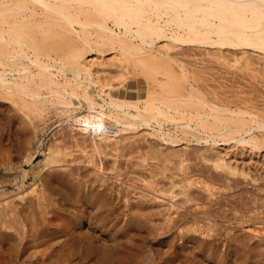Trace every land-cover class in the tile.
Wrapping results in <instances>:
<instances>
[{"label": "rangeland", "instance_id": "1", "mask_svg": "<svg viewBox=\"0 0 264 264\" xmlns=\"http://www.w3.org/2000/svg\"><path fill=\"white\" fill-rule=\"evenodd\" d=\"M80 16H81V18H80ZM76 18V19H75ZM78 18H80V19H82V20H84V16L83 15H79V16H73V18L72 19H74V20H72V21H74L73 23H74V26L75 27H73V26H71V27H69L70 26V24L69 23H66V21H64L63 20V22L65 23H63V24H61L62 23V20L59 22V23H57V22H53V23H51V25H47V26H45V27H43V31H41V30H39V29H34V31L33 32H30V35H29V33L28 34H25L24 36H23V38L22 39H24V38H26V39H24L26 42H27V45H25L26 47H24V48H28V49H26V50H28L27 52H29V53H32V52H36V50H37V54L39 53V51L41 52V50H42V53H39L38 55H39V58L41 57L42 58V60L43 61H46V62H51V63H54V64H59V65H64V66H67V67H69L70 69L72 68H74V69H78V66L77 65H75L74 64V62H72V61H70V59L72 60V56H76V58H78V56H80L79 58L81 59L82 57H84V56H87V58L89 59V60H93V62H96L97 64H100L101 62H100V59L101 58H104L105 59V65H107V66H105L106 67V74L105 75H108V76H110L111 78H115V81L117 80L116 78L118 77V75H120V74H124L125 75V77H127L128 78V80H131L132 79V81H135L136 79L137 80H140V82H142L143 83V85L144 86H147L146 85V83L148 84V87H146L147 88V94H146V92L144 91V90H138L136 93H130L129 94V96L128 97H130V98H128V100H129V104H135V105H138V104H144V102L145 103H148L149 101L150 102H154V103H156V104H159V103H161L162 102V100L164 101V103L166 104V105H170V104H172V105H177V106H173V107H171V109H168L169 111H167V109L165 108V110H166V113H167V116L166 117H164V119L162 120V118L160 117V118H158L157 117V119L160 121L161 120V122H163V124H164V127H165V131L167 132V133H171L170 135H171V138H172V140L173 141H175L176 143H179V145L177 146V147H175V149H173V148H171L170 146H165L164 148H166L168 151H170V152H168L167 150H165L166 151V154H167V157H168V153H170L171 155H170V157H171V160H173L172 162L170 161V160H166L167 162L166 163H168L167 165L170 167V169H169V167H167V165H166V163L165 162H162V165H160L159 164V162L158 161H154V160H151V162L150 161H148L147 163H144L143 162V159H142V157H143V155H142V157L141 156H138V155H140V154H143L144 153V144L146 143L147 144V142H148V144L150 143V142H152V140H155V139H157L158 137H157V135L155 134V130H159L160 128L156 125V124H153L151 127H142L141 129H139L137 132L136 131H130L129 132V130L128 131H123L122 133L120 132V133H117V134H115V135H113V137H101L100 136V133L102 132V130L100 129V128H98V127H100L99 125H95V124H92V121L94 120V121H96L97 119H99V117H100V115L97 113V112H100L101 111V108H100V106L99 107H92L90 104H84L85 103V101H83V99H82V96L81 95H79V96H77L78 98H80V99H78L77 100V98H74V97H72V99H70L71 100V103L73 104V106H75V107H72V104H70V100H68V99H66V97L65 96H63V97H61L60 98V96H59V98H57L56 96H58L59 94L58 93H56L55 95V98H54V93H53V90H55V89H52V88H54L52 85L50 86L46 81H41V80H37L36 79V81L34 82V84H33V87H29L28 88V90L27 89H22L21 91H22V93H21V91L20 92H16V93H18V96H17V94H14V93H7L4 89H2V88H0V100L1 99H4V98H7V99H9L8 101V103H12L11 105H13L16 101H18V103L16 102V104L14 105V106H11L10 104H8L7 103V99H5V100H1V102H3V104L0 102V229H1V227H2V229L0 230V232L2 231V230H5L6 231V228H10L9 226H12V230L11 229H7V231H9V232H13V234L15 235V237H16V239L19 241L20 240V237H21V235H24V233L26 232V234H31V231L33 232V229L35 230H38L37 228H36V226H38V225H41V227L40 226H38L39 228H44V226H46L47 224V226L44 228V229H47V231H46V233L48 232V234L50 235V237L48 236V234H46V233H44L45 234V236L46 237H48L47 238V241H50V243L53 241L54 242V246L52 247L53 249L54 248H56V249H54V250H52V251H54V253H55V255H62V256H64L63 254H65L64 253V251H63V253L62 252H58L59 250L61 251V249H63V250H68V254H70L69 253V251H70V248L71 247H69L70 245H67V247H66V245H65V241L67 242V240H68V238L67 237H69L68 236V233L70 232L69 230H70V228H72V230H74L75 232H76V234H78V232H80L81 234L82 233H84V232H88L89 230V232H91V233H94L95 231V234H96V236H100L99 237V239L97 238L96 240H95V246H98V248H97V250L99 251L98 252V254L100 253V246L101 245H103V247H104V249H105V247H106V243H107V247L108 248H111V249H108L107 247V249H105V251H104V249H103V247L101 246V248L103 249H101V253H100V255L102 254L103 255V253H104V255L106 254H108L109 253V255H110V259H109V261L110 262H112L113 264H119V262L118 261H120L121 262V264H122V259H123V257H125V258H128V261H127V259H126V263L127 264H129L130 263V260L129 259H131V264H222V261H221V256H223L224 258H226V259H224L225 261H224V263L223 264H241V262H240V260H245L244 261V263L242 262V264H264V130H263V128H261L262 130H260V129H256L255 130V135H256V138H257V143L258 144H260L261 146H258V144L256 143V141L252 144V146L254 147V146H256V147H254V148H256V149H254L255 151H254V153L253 154H250L249 152H243V154H242V151H239L238 149H237V151L235 150V149H233V148H231V149H229L230 151H228V158L230 157L231 158V162L233 163V164H237L238 165V167H239V169L241 168L245 173H247V175H245V176H243V175H233V174H229L228 172L226 173V172H224L225 170H223V169H220V168H216V166L213 164V163H211V162H207V161H205V160H203V159H201V156L203 155V152L207 149V148H209V146H208V144L207 143H205V142H202V141H204V140H201L200 141V143H198V141L196 140L198 137H203V138H206L207 136H213V133H215L216 135L215 136H213L214 138H216V141H218V143H220L221 144V142L223 143L224 142V140L225 141H229V142H234L236 139H238L239 137H240V135H241V132L238 130V129H231V127L232 128H237V126H242V127H244L245 129H249V128H257V127H259V126H261V125H263L264 124V100L262 101L261 100V102H260V104L258 103L259 101H260V99L263 97L262 95H264V53H261V52H255V51H250V53H248V54H252L253 53V55H247L246 54V57L244 58L243 56V59L245 60L246 58H247V56L250 58V60H251V58H257L255 61L252 59L251 60V66H249V68L250 67H254V68H256V69H253V67H252V69L254 70L253 72H255L256 74H254L255 75V77H252L253 76V72H252V69L250 68V69H248V67L246 68V66H244L243 65V63H245V62H243V60H242V58H240L241 57V54L239 55V56H237V58L239 57V59H238V61L239 60H241L240 61V63L238 62V64L237 63H235V65H233L232 63H234V62H232V60H231V64H228V63H226V64H224L225 63V59H221V60H219V61H217L216 59V56H213L209 51L211 50L209 47L207 48V47H199L198 49H196L197 47H194L193 48V53H192V50L190 51V50H188L187 52H186V54H182V55H178V57L180 58V56H181V58H180V63L181 64H186L188 67H190V68H188L187 66H186V71L188 72V74L187 73H183L184 72V70L181 68V67H179L178 65H175L174 64V62L170 65L171 67H169V65L167 66H164L163 68H157V69H152V68H150L148 65H146V63L142 60L144 57H143V55L141 56V55H139V54H135L134 56L133 55H131V56H129V58H130V60H129V62H127V64H124L123 66H121V67H112L111 65H109V63H110V60H111V57H113L114 56V54H113V51H115V49L117 48V46L116 45H105V44H103V46L104 47H102V44H100L101 46H99V48L97 47L99 44H96V46H95V44L94 43H92V44H94L93 46L91 45V44H89V43H87L86 42V39H89V38H91L92 37V34H91V31L90 30H86V28H82L81 29V27L79 28L78 26H77V24L79 25V19ZM76 20H77V22L78 23H76ZM68 22V21H67ZM56 23V24H55ZM76 23V24H75ZM54 24V25H53ZM69 26H68V25ZM53 25V26H52ZM57 25V26H56ZM60 25H63L62 27H64L65 25H66V29H65V27H64V29L63 28H60ZM52 26V27H51ZM77 27V28H76ZM57 28V29H56ZM69 28H72V30H68ZM51 30V32H50V30ZM62 29V30H61ZM74 29H75V31H74ZM38 30V31H37ZM45 30H47V31H45ZM53 31H56V32H58V34L60 35H58L57 33V36H59V37H57L54 33H53ZM61 31H63V32H61ZM68 32V34H70L69 36H68V34H67V32ZM77 31V32H76ZM82 31V32H81ZM34 32H36V34L34 33ZM48 32V33H47ZM62 33V34H60V33ZM71 32V33H70ZM40 33H47V34H45V37H42V36H44V35H38V34H40ZM50 33V35L48 36V34ZM52 33H53V35H52ZM64 34L66 35V36H68V37H63L64 36ZM72 34V35H71ZM80 34V35H79ZM89 34H90V37H89ZM35 35H38V36H35ZM47 35V36H46ZM56 36V38H55V36ZM61 35H62V37H61ZM77 35V36H76ZM71 36V39H69V37ZM74 36L75 37H79V38H76L77 40H75V38H74ZM85 36V37H84ZM32 37V38H31ZM33 37H34V40H33ZM40 37V38H39ZM41 37H42V39H41ZM28 38V39H27ZM49 38V39H48ZM57 38H61L60 40H58ZM74 40H73V39ZM40 41H44V43L43 42H41L40 44L42 45L43 44V46L44 47H46V48H44L43 46H41V45H34V41H36L37 43L39 42V40ZM64 39V40H63ZM47 42H46V41ZM62 41V42H61ZM64 41V42H63ZM67 41V42H66ZM68 41H69V43H68ZM72 41H74L75 43L73 44L72 43ZM78 41V42H77ZM82 41H83V44H85L86 43V45L89 47V45H90V47H89V49L87 48V46H83V44H82ZM28 42H29V44H28ZM77 43V44H76ZM36 44V43H35ZM73 44V45H72ZM33 45V46H32ZM45 45H47V46H45ZM66 45V46H65ZM70 45H72V46H74V47H69ZM9 47L7 48L6 46H0V54H2V53H4V54H2L5 58L6 57H8V56H10V55H14L15 57H17L15 54H17V53H14L15 51H14V45H8ZM80 48H79V47ZM92 46V47H91ZM116 46V47H115ZM38 47V48H37ZM42 47V48H41ZM94 47V48H93ZM95 47H97V48H95ZM111 47V48H110ZM11 48L13 49V50H11ZM32 48H33V50L34 51H32ZM82 48V49H81ZM4 49H7L5 52H4ZM74 49V50H73ZM92 49V50H91ZM97 49V50H96ZM112 49H113V51H112ZM200 49H204V50H208L207 51V54L206 53H202L203 51L202 50H200ZM44 50H46V52L44 51ZM78 50V51H77ZM80 50H82V52H79ZM85 50V51H84ZM195 50H198V51H201L200 53L198 52V51H195ZM12 53H11V52ZM45 53H44V52ZM73 51V52H72ZM189 51L191 52V53H189ZM74 52H76V53H74ZM198 52V54L196 55V53ZM205 52V51H204ZM5 53H6V55H5ZM8 53V54H7ZM48 53V54H47ZM73 55H72V54ZM202 53V54H201ZM258 53V54H257ZM45 54L47 55V56H45ZM82 54V55H81ZM188 54V55H187ZM193 54V55H192ZM204 54V55H203ZM206 54V55H205ZM209 54V55H208ZM257 54V55H256ZM2 55H0V59H5V58H3V56ZM49 55V56H48ZM70 55V56H69ZM110 55H112L111 57H109ZM138 55V58L136 57V60H135V56H137ZM177 55V54H176ZM261 55L263 56L262 58H261ZM1 56H2V58H1ZM140 56V57H139ZM185 56L187 57V58H189L190 56V58H192V57H197L198 59H194V58H192V59H194L196 62H194V61H191V59H189V61L188 60H186L185 59ZM208 56V57H207ZM255 56V57H254ZM257 56V57H256ZM260 56V57H259ZM50 57V58H49ZM133 57H134V59H133ZM177 57V58H178ZM184 59H183V58ZM199 57H200V59L201 58H204V60L205 61H203V59H199ZM210 57H212V60L215 58V60H213V62H211L212 60L210 59ZM214 57V58H213ZM231 57V56H230ZM40 58V59H41ZM47 58V59H46ZM78 58V59H79ZM110 58V59H109ZM206 58H208L207 60H206ZM231 58H234L233 56L231 57ZM261 58V59H260ZM107 59H109V60H107ZM141 59V60H140ZM181 59H183L184 61H182ZM210 59V62L208 61ZM258 59H260V61L258 60ZM139 60V61H138ZM262 60V61H261ZM142 61V62H141ZM217 63H216V62ZM224 61V63H222ZM73 64H72V63ZM191 62H192V64H194V65H191ZM200 62H202V64H200V66H203V67H201V69H202V71H201V69H200V66H198L199 64L198 63H200ZM206 62L208 63V65L206 64ZM215 62V63H214ZM226 62H229L230 63V61H228V60H226ZM261 62V63H260ZM108 63V64H107ZM142 63V64H141ZM205 63V64H204ZM255 63V64H254ZM176 66V68H175V66ZM220 64V65H219ZM222 64V65H221ZM240 64H241V67H242V69L244 68V69H246V70H248V71H245L244 69H243V72H242V70H241V72H239V69H241V67H240ZM256 64H258V65H256ZM207 66V68H206V66ZM225 65V66H224ZM237 65H239V69L237 68ZM255 65V66H254ZM262 65V66H261ZM2 65L0 64V69L1 68H3V67H1ZM108 66H110V67H108ZM174 66V67H173ZM191 66H193L192 67V69H191ZM196 66V67H195ZM230 66V67H229ZM244 66V67H243ZM260 66V67H259ZM6 67L7 68H10V66H8V65H6ZM97 68H100L99 66H96ZM103 67V66H102ZM104 67V68H105ZM166 67V68H165ZM198 67V68H197ZM211 67H213L212 69H211ZM233 67V68H232ZM103 68V69H104ZM121 68V69H120ZM164 68H165V70H164ZM173 68H175V69H173ZM193 68H196L195 70L193 69ZM210 68V69H209ZM257 68H258V70H257ZM261 68V69H260ZM170 69V70H169ZM177 69V70H176ZM188 69H190V70H192V71H188ZM206 69V70H205ZM233 69H235V70H233ZM236 69H238V70H236ZM263 69V70H262ZM105 70V69H104ZM128 70V71H127ZM153 70V71H152ZM169 71V72H167V71ZM183 70V71H182ZM196 71V72H194V71ZM203 70L204 71H207V73L206 72H203ZM249 70L251 71V72H249ZM255 70H257V71H255ZM260 70V71H259ZM163 71V72H162ZM171 71L173 72V74L175 75V77H174V79H176V80H172V78H170L169 77V75H170V73H171ZM178 71V72H177ZM180 71V72H179ZM182 71V72H181ZM192 72L194 73V74H192ZM200 72V73H199ZM260 72H262V74L260 73ZM166 73V74H165ZM197 75H196V74ZM251 73H252V75H251ZM138 74H140L139 76H138ZM172 74V73H171ZM189 74H191V78H193V80H195V82L193 81V80H191V78H190V75ZM198 74H200L201 76H199ZM234 74H236V75H234ZM258 74V76H256ZM130 75V76H129ZM143 76V78H142V76ZM167 75V76H166ZM192 75H194L193 77H192ZM129 76V77H128ZM138 76V77H137ZM141 76V77H140ZM181 76V78L180 79H178L179 77ZM184 76V77H183ZM195 76H197V78H199V79H196V77ZM261 76V77H260ZM200 77H203V78H200ZM205 77V78H204ZM235 77V78H234ZM238 77H241V78H238ZM244 77V78H243ZM257 77H259V78H261L260 80H259V78H258V80L256 79ZM146 78H148V80L146 79ZM161 78V79H160ZM163 78V79H162ZM238 78V79H237ZM255 78V80H254V82H253V80H251V79H254ZM204 81H203V80ZM158 80H164L163 82L166 84H164L163 86H161V84H160V81H158ZM199 80H201L202 82H205L204 83V85L202 86V82L200 83V82H198ZM263 80V81H262ZM146 81V82H145ZM148 81V82H147ZM156 81H157V83H156ZM166 81V82H165ZM177 81H179V82H177ZM184 81V82H183ZM233 81V82H232ZM235 81V82H234ZM249 81V85L247 84V85H245V83H247ZM262 81V82H261ZM37 82H39L40 83V86H38L39 84H37ZM46 83L47 85H49V86H47V85H45V84H43V83ZM74 84H75V82L74 81H72ZM150 82L152 83V84H150ZM155 82V83H154ZM158 82H159V84H158ZM181 82V83H180ZM183 82V83H182ZM193 84H192V83ZM199 83V85H198V83ZM251 82H253V83H251ZM36 83V84H35ZM167 83H169V85H167ZM175 83V84H174ZM177 83V84H176ZM180 83V84H179ZM190 83V84H189ZM235 83V84H234ZM255 83H259L258 85H256V89L257 90H255V88H254V84ZM42 84V85H41ZM154 84H157L156 86H158L157 88H156V86L154 85ZM171 84V85H170ZM185 84V85H184ZM222 84V85H221ZM251 84H253V86H251ZM36 85V86H35ZM45 85V89H44V86ZM151 87H150V86ZM153 85V86H152ZM176 85H178V87L176 86ZM190 85H193V86H195L196 88H199V90H200V93H203V95L205 94V92L207 93V97H206V94L203 96L204 98L206 97V99H208L209 101H211V102H218V101H220V103H222L223 105L225 104V105H227L228 106V103H229V108H231L232 110H234V111H238V108H241L242 109V111H244V110H246V112H243L242 114H245V117L243 118V116H241L240 118L239 117H237L238 115H233V114H235V113H233V114H227V116H225L226 115V112H223L222 114H224L225 113V115H222L221 113L220 114H213L212 112H210V114H209V111H206V110H208L207 108H206V110H205V112L202 110V109H199V110H201V112H199V111H197L198 110V108H197V105L198 104H200L199 102H194L192 105L190 104V105H188V106H185V108H183L182 107V105L181 104H183L182 102H180L179 103V101H180V99H182L183 97H184V94H186L187 93V91L190 89ZM220 87H219V86ZM224 85V86H223ZM232 85V86H231ZM235 85V86H234ZM245 85V86H244ZM51 90V92L52 93H50V91L49 92H47L48 91V89H47V87ZM76 86V85H75ZM166 86V87H165ZM181 86H183V87H181ZM216 89V90H218V92L220 91V92H222V93H218L217 91H215V89L213 88V87ZM216 86V87H215ZM225 86H227V90H226V87ZM231 86V87H230ZM241 87V89H239L240 87ZM249 86H251V87H249ZM258 86V87H257ZM35 87H37V88H39V90L41 91V93H39V92H37V91H39V90H37ZM41 87V88H40ZM159 87H160V90H159ZM162 87V88H161ZM163 87H164V89H163ZM173 87H177V88H174L173 89ZM187 87V88H186ZM203 87V88H202ZM31 88V89H30ZM35 88L36 89V91L35 90H33V89ZM182 88V89H181ZM186 88V89H185ZM207 88H209V89H207ZM179 91H178V90ZM181 89V90H180ZM204 89V91H202ZM23 90H25V91H23ZM32 90V91H31ZM162 90L164 91V93L162 92ZM174 90H176V91H174ZM182 90H184L185 91V93H183L182 92ZM213 92V91H215V92H211V91ZM231 90V92H229ZM233 90L235 91V92H233ZM254 90V91H253ZM260 90L262 91L261 93H260ZM4 91V92H3ZM27 91V92H26ZM35 91V92H34ZM210 91V92H209ZM238 91H239V93H238ZM241 91H242V93H241ZM255 91H257V92H259V93H257V92H255ZM2 92V93H1ZM38 94H37V93ZM162 92V93H161ZM4 93H6V95L4 94ZM26 93V94H25ZM36 93V94H35ZM45 93V94H44ZM49 93V94H48ZM209 93H210V95H209ZM212 93V94H211ZM214 93H216L215 95H214ZM226 93V94H225ZM13 94V95H12ZM19 94L21 95V98H22V96H23V98L20 100V96H19ZM25 94V95H24ZM29 94H31L30 96H29ZM51 94H53V95H51ZM58 94V95H57ZM174 94H177V95H174ZM217 94H218V96H217ZM228 94V95H227ZM259 94V95H258ZM262 94V95H261ZM3 95H5V97L4 98H1ZM9 95V96H8ZM32 95H35L37 98H39V99H37L36 97H33ZM41 96V97H38V96ZM48 95H51V96H49V97H47ZM211 95H214V97H219V98H216V99H214L213 98V96H212V99H211ZM223 95H225V97L223 96ZM229 95H234V96H229ZM238 97H237V96ZM12 96V97H11ZM13 96L15 97V99L13 98ZM42 96H43V98H42ZM44 96H46V98L44 97ZM240 96V97H239ZM257 96H259V97H257ZM260 96H262V97H260ZM19 97V98H18ZM25 97V98H24ZM31 97H33L34 99H32ZM147 97V98H146ZM170 97V98H169ZM173 97V98H172ZM221 97L222 98H224V100L226 101V102H224L223 101V99H221ZM236 97V98H235ZM14 99V100H12V99ZM27 98V99H26ZM29 98H31V100L29 99ZM65 98V100H68L67 102H65V100L63 101L64 103H62V102H60V101H57V99H59V100H62V99H64ZM133 98H135L134 100H133ZM144 98H146L147 99V101H144ZM155 98H157V99H155ZM165 98V99H164ZM230 98V99H229ZM232 98V99H231ZM233 98H235L234 100H233ZM240 99V100H237V102L235 101L236 99ZM264 98V97H263ZM262 98V99H263ZM36 99V100H35ZM41 99H46V102L45 101H43V100H41ZM161 100V102H159L160 100ZM228 99L231 101V102H228ZM243 99V100H242ZM245 99V100H244ZM259 99V101H256V100H258ZM11 100H12V102H11ZM24 100V101H23ZM30 100V101H29ZM34 102H33V101ZM127 100V101H128ZM170 100V101H169ZM172 100H174V101H172ZM213 100V101H212ZM215 100H218V101H215ZM248 100L250 101V103L252 104V102L251 101H253V103L255 102V104H254V106H256V107H258V109L256 108L255 109V112H253L252 110H250V109H244L243 108V106H245V103L247 102L248 104H250L249 102H248ZM26 101V102H25ZM37 101H39L38 103H37ZM42 101V102H41ZM50 101V102H49ZM78 102L77 104L76 103H74V102ZM83 103H82V102ZM156 101V102H155ZM240 101V102H239ZM245 101V103H242V102H244ZM6 102V103H5ZM20 102V103H19ZM29 102V103H28ZM40 102L42 103L40 106H39V104H40ZM45 102V103H44ZM52 102H53V104H58L57 106L56 105H52ZM58 102V103H57ZM80 102V103H79ZM234 102H236V104L239 106H237V105H235V103ZM263 102V103H262ZM26 103V104H25ZM35 103V104H34ZM59 103H61V104H63V105H69V107H67V106H63V105H60ZM127 103V104H128ZM178 103V104H177ZM227 103V104H226ZM230 103L232 104V105H230ZM256 103H258V104H256ZM19 104V105H18ZM34 104V105H33ZM36 104H38V106L36 105ZM76 104V105H75ZM187 104H189V103H187ZM240 104H242V105H240ZM244 104V105H243ZM263 104V105H262ZM10 105V106H9ZM42 105H44L43 107H41ZM71 105V106H70ZM80 105V106H79ZM86 105V106H85ZM184 105V104H183ZM196 105V106H195ZM224 105V106H225ZM253 105V104H252ZM251 105V106H252ZM258 105V106H257ZM11 107V110H10V108H8V107ZM17 106H19L18 108H19V111L17 112V111H15L14 112V107H17ZM22 106V107H21ZM25 106V107H24ZM31 106V107H30ZM35 106H36V108H35ZM78 106V107H77ZM85 106V107H84ZM192 106V107H191ZM195 106V107H194ZM199 106V105H198ZM226 106V107H227ZM13 107V108H12ZM21 107V108H20ZM33 107V108H32ZM38 107V108H37ZM41 107V108H40ZM57 107V108H56ZM65 107H67L68 108V110L69 111H67L66 109L67 108H65ZM77 107V108H76ZM87 107H89V108H87ZM189 107V108H188ZM194 107V108H193ZM201 107V106H200ZM235 107H238V108H235ZM18 108H16V110H18ZM24 109L23 111L21 110V109ZM27 110H26V109ZM35 108V109H34ZM43 108L45 109V110H43ZM64 108V109H63ZM94 108H96V109H94ZM121 109H127L128 107L127 106H125V105H122L121 107H120ZM174 108V109H173ZM186 108H187V110H186ZM190 108H192V109H190ZM201 108H203V107H201ZM250 108V107H249ZM30 109V110H29ZM41 109V110H40ZM53 109V110H52ZM62 109H63V111H65V112H63L62 111ZM180 109V110H179ZM183 109V110H182ZM26 110V111H25ZM39 110L40 111H42V112H40L39 113ZM54 110H56V111H54ZM78 110V111H77ZM92 110V111H91ZM99 110V111H98ZM176 110V111H175ZM189 110V111H188ZM8 111V112H7ZM10 111V112H9ZM11 111H13V112H11ZM31 111V112H30ZM35 111V112H34ZM44 111V112H43ZM49 111V112H48ZM59 111H60V113H59ZM91 111V112H90ZM180 113H179V112ZM202 111H203V113H202ZM24 112L25 113V117L22 115V113ZM29 112V113H28ZM55 112V113H54ZM70 112H71V114H70ZM90 112V113H89ZM170 112V113H169ZM189 112H190V114H192V116H195V117H193V118H195V119H193L192 117H191V115L189 114ZM199 112V113H198ZM31 113V114H30ZM42 113V114H41ZM54 113V114H53ZM179 113V114H178ZM182 113V114H181ZM185 113V114H184ZM58 114V115H57ZM61 114V115H60ZM64 114H66V117L64 116ZM168 114H170V115H168ZM176 114V116L175 117H173L174 115ZM184 114V115H183ZM194 114H197V115H194ZM241 114V115H242ZM8 115H11V117L10 116H8ZM15 115V116H14ZM27 115V116H26ZM31 115V116H30ZM32 115H34V116H32ZM52 115V116H51ZM68 115V116H67ZM89 115V116H88ZM147 115H149V114H147ZM221 115H222V117H221ZM230 115H233V116H231V119L233 120H230ZM250 115H251V118H250ZM12 116H14V118L12 117ZM28 116H30L32 119H30V117H29V119H28ZM87 116H88V119H87ZM146 116V115H145ZM152 116V118H153V115H151ZM151 116L149 115V116H147V118L149 117V118H151ZM190 116V117H189ZM219 116H220V118H219ZM38 117H40V118H38ZM42 117V118H41ZM57 117V118H56ZM68 117V118H67ZM95 119H94V118ZM172 117V118H171ZM180 117V118H179ZM183 117V118H182ZM187 117V118H186ZM203 117V118H202ZM209 117V118H208ZM34 118H35V120H34ZM37 118V119H36ZM92 118V119H91ZM166 118V119H165ZM182 118V119H181ZM186 118V119H185ZM198 118V119H197ZM205 118V119H204ZM216 118H218V119H216ZM236 118L238 119V120H236ZM11 119V120H10ZM41 119V120H40ZM100 119H102V118H100ZM168 119V120H167ZM171 119V120H170ZM216 120V122L217 123H215V121H212V120ZM221 119V120H220ZM229 122H227L226 120ZM40 121V124H39V121ZM57 120H59V121H57ZM165 120V121H164ZM167 120V121H166ZM174 120H178V121H181V122H174ZM234 120H235V122H234ZM240 120V121H239ZM38 121V122H37ZM170 121H172V122H170ZM192 121V122H191ZM199 121H202V122H199ZM206 121V122H205ZM212 121V122H211ZM219 121V122H218ZM230 121H232L231 123H230ZM239 121V122H238ZM242 121H245V122H242ZM33 122L36 124V123H38L37 125H36V127L38 128V125H39V129H37L35 126H34V124H33ZM90 122V123H89ZM197 122V123H196ZM89 123V124H88ZM182 123V124H181ZM187 123H189L191 126H192V128H194V133L193 132H189L187 129H182L181 128V126L182 125H186ZM200 123V124H199ZM203 123H205V124H203ZM210 123H211V125H210ZM215 123V124H214ZM218 123H220V124H218ZM241 125H240V124ZM246 123V124H245ZM34 126H32V125ZM203 124V125H202ZM218 126H217V125ZM224 124H227L226 126L224 125ZM229 124V125H228ZM230 124L232 125V126H230ZM31 125V126H30ZM180 125V126H179ZM210 125V126H209ZM214 125V126H213ZM216 125V126H215ZM98 126V127H97ZM180 127V128H178V127ZM202 126V127H201ZM32 127V128H31ZM86 127H88V129L86 128ZM93 127H95V128H93ZM97 127V128H96ZM207 127V128H206ZM216 127V128H215ZM217 127H219V128H217ZM222 127V128H221ZM248 127V128H247ZM26 128V130H23V129H25ZM34 128V129H33ZM36 128V129H35ZM206 128V129H205ZM225 128V129H224ZM231 129L232 130V132H231V130H229V129ZM196 129V130H195ZM210 129V130H209ZM67 130H70V131H67ZM87 130V131H86ZM214 130V131H213ZM223 130H224V132H223ZM72 131V132H71ZM77 131V132H76ZM84 133H83V132ZM91 131V132H90ZM217 131V132H216ZM226 131V132H225ZM35 132V133H34ZM66 132H69V133H66ZM74 132V133H73ZM197 132V133H196ZM238 132V133H237ZM73 133V135H71ZM78 133V135H76ZM79 133H81V134H79ZM99 134V136H97L96 134ZM125 133H126V136H125ZM133 133H135L134 135H133ZM148 133H150L149 134V138L147 137L148 136ZM227 133H229V134H231V135H229V134H227ZM234 133V134H233ZM239 133H240V135H239ZM27 134V135H26ZM62 134V135H61ZM87 134H88V136H87ZM91 134V135H90ZM132 134V135H131ZM189 134V135H188ZM237 134V135H236ZM64 135V136H63ZM71 135V136H70ZM75 135V136H74ZM81 135H83V136H81ZM95 135H96V137H95ZM185 135V136H184ZM232 135H235V136H233L232 137ZM239 135V136H238ZM61 138H60V137ZM66 136V137H65ZM67 136H69V137H67ZM114 136H116V137H114ZM118 136V137H117ZM120 136V137H119ZM150 136H153V139H152V137H150ZM155 136V137H154ZM176 136V137H175ZM205 136V137H204ZM222 136V137H221ZM62 137L64 138V139H62ZM72 137H74V138H72ZM95 139V140H93V138ZM142 137H144V139L142 138ZM225 137V138H224ZM59 138V139H58ZM77 138V139H76ZM86 138V139H85ZM101 138V139H100ZM113 138V139H112ZM117 138V139H116ZM123 138V139H122ZM135 138H136V140H135ZM146 138H148V139H146ZM151 138V139H150ZM229 138V139H228ZM75 139V142L73 141ZM80 139V140H79ZM88 139H90V140H88ZM143 139V140H142ZM151 140L150 142L148 141V140ZM159 139V138H158ZM155 140V141H153L154 142V144H155V142H156V144L157 143H161V141H160V139L159 140ZM178 139V140H177ZM56 141V140H58L59 141V145H58V143H56L55 144V142H53V141ZM66 142H65V141ZM76 140H77V143H76ZM83 140H85L86 142L84 143V141ZM97 140V141H96ZM104 140H106L107 142H104ZM140 140V141H139ZM144 140H146L145 141V143H144ZM222 140V141H221ZM232 140V141H231ZM69 141V142H68ZM79 141V142H78ZM94 141H96L95 143H93ZM115 141V142H114ZM128 141H130L129 143H128ZM139 141V142H138ZM158 141V142H157ZM57 142V141H56ZM60 142L61 143H63V145L62 144H60ZM117 142V143H116ZM132 142V143H131ZM135 142H136V144H135ZM141 142V143H140ZM152 142V143H153ZM182 142V143H181ZM188 144H187V143ZM191 142V143H190ZM210 142V141H209ZM52 143V144H51ZM65 143V144H64ZM68 143V145H66ZM75 143V144H74ZM106 143V144H105ZM115 143V144H114ZM124 143V144H123ZM75 145L76 146V148H75V146H73V145ZM76 144H78V146L76 145ZM82 144H84V145H82ZM95 144V146H91L90 147V145H94ZM119 144V145H118ZM124 146H123V145ZM126 144V145H125ZM142 144V145H141ZM210 144V143H209ZM65 145V146H64ZM81 145V146H80ZM114 145V146H113ZM115 145H117V146H115ZM137 145V147L135 148V146ZM140 145V146H139ZM53 146H55V147H53ZM58 146H60V150H59V148H58ZM63 146L65 147V149L66 150H64L63 149ZM105 146V147H104ZM120 146V147H119ZM128 146V147H127ZM143 146V147H142ZM186 146H189L188 148H186ZM208 146V147H207ZM50 147V148H49ZM51 147L52 148H54V149H52L51 150ZM57 147V149H55ZM62 147V148H61ZM80 147V148H79ZM86 147H87V150H86ZM130 147V148H129ZM132 147L133 148H135L134 149V151H133V149H132ZM262 147V148H261ZM47 148H49V150L47 149ZM91 148V149H90ZM120 148V149H119ZM141 148V149H140ZM142 148H144V149H142ZM206 148V149H205ZM68 149V150H67ZM78 149V150H77ZM79 149H81V150H79ZM88 149H90L92 152L91 153H88V152H90ZM173 149V150H172ZM179 149V150H178ZM202 149H204V151L202 150ZM64 150V151H63ZM133 151V153H132V151ZM138 150V151H137ZM141 150V151H140ZM174 150H176L175 151V153H174ZM181 150V151H180ZM257 150H258V152L259 151H261L260 153H258L257 152ZM65 151H68V153L66 152V153H64ZM84 151H87V152H84ZM171 151H173V152H171ZM60 152H62V154L60 153ZM71 152V153H70ZM74 152V153H73ZM82 152V153H81ZM94 152V153H93ZM140 152V153H139ZM202 152V154H200ZM241 152V153H240ZM50 153H52V154H50ZM53 153H54V155L56 156H53ZM67 154L68 156L70 155V157H68L67 155V158H66V156H63L64 154ZM73 153V154H72ZM80 153V154H79ZM83 153H87V155L85 156V154H83ZM127 153H129V154H127ZM132 153V154H131ZM178 153V154H177ZM47 154H50V155H52L53 157H54V160H50V162H49V164L47 165V168L46 167H43V164L46 162L44 159H46L47 157ZM93 154V155H92ZM95 154V155H94ZM127 154V155H126ZM165 154V155H166ZM172 154H176L174 157H172L173 155ZM250 154V155H249ZM12 157L11 159H10V156ZM28 155V156H27ZM58 155H62L61 157H62V159L64 160V159H66V160H64V161H67L66 163H63L64 161L62 160V159H60V157L58 156ZM90 155V156H89ZM92 155V156H91ZM97 155V156H96ZM129 155V156H128ZM131 155V156H130ZM136 155V156H135ZM9 158H8V157ZM27 156V157H26ZM30 156V157H29ZM31 156H33L32 158H31ZM79 156V157H78ZM80 156H82V157H80ZM97 158H96V157ZM124 156H125V158L128 160L129 158L130 159H133V158H136V160L135 159H133L135 162L137 161V159H138V161H141V163L139 162V164H141L143 167L145 166L146 168H148V166L149 165H151V167H154L153 166V164H155V166H157V165H159V167L161 166V167H163L162 168V170H163V173L164 174H162V175H160L159 173L158 174H156V175H154L155 177L153 178V179H151V177H153V176H150V173H149V171L147 170V171H144L143 169V167L141 166V167H137V165L135 166V168H134V170L132 169V168H130L131 167V162H130V159L128 160V161H126L125 159H124ZM128 156V157H127ZM23 157V158H22ZM90 157H91V160H90ZM120 158V159H118V158ZM132 157V158H131ZM5 158H8V159H5ZM30 160L29 162L28 161H26V160H28V159ZM55 158L58 160V162L57 161H55ZM84 158V159H83ZM87 158V159H86ZM89 158V159H88ZM92 158H93V160H92ZM105 158V159H104ZM112 158H113V160H112ZM117 160H116V159ZM123 158V159H122ZM139 158H141V160L139 159ZM202 158H203V156H202ZM3 159H5L4 161L6 162V163H8L7 164V166H6V163L5 162H2L3 161ZM95 159H97L98 161H96ZM104 159V160H103ZM107 159L109 160V159H111V160H109V161H107ZM8 160V161H7ZM10 160H11V162H13V163H11L10 162ZM14 160V161H13ZM43 160H44V162H43ZM61 160V162L63 163H61V162H59ZM76 160V161H75ZM83 160V161H82ZM121 160H122V162H121ZM125 160V161H124ZM175 160V161H174ZM183 160V161H182ZM203 160V161H202ZM19 161H21V163L19 162ZM53 161H55V162H53ZM81 161V162H80ZM86 161H87V163H86ZM102 161H104V163L102 162ZM111 161H112V163H111ZM114 161H117V168H118V166H119V170L121 171L122 169H124V170H126V171H124V173L121 171H119V170H116L115 171V169L113 170V168H111V167H113V163H114ZM133 161V162H134ZM138 161H137V163H138ZM154 161V162H153ZM41 162H43V163H41ZM53 162V164H51ZM77 162H79L78 164H77ZM95 164H94V163ZM101 162V163H100ZM150 162V163H149ZM156 162V163H155ZM158 162V163H157ZM3 163H4V165H3ZM58 164L59 166H56V164ZM72 163V164H71ZM74 163V164H73ZM77 165H76V164ZM84 163V164H83ZM85 163H86V165H85ZM98 163H100V164H98ZM108 164L109 166H110V168L109 167H107L106 166V164ZM111 163V164H110ZM119 163L121 164V167H120V165H119ZM127 163V164H126ZM137 163H135V164H137ZM149 163V164H148ZM152 163V164H151ZM172 163H173V165H172ZM211 163V164H210ZM52 166H51V165ZM54 164H55V166H54ZM66 164V166L68 167L69 165V169L66 167H63L64 165ZM82 164V165H81ZM88 164V165H87ZM93 164H94V166H93ZM104 164V165H103ZM129 164V165H128ZM138 164V165H139ZM145 164V165H144ZM148 164V165H147ZM157 164V165H156ZM182 164H183V166H185V167H183L182 166ZM9 165H10V167H9ZM36 165V166H35ZM38 165H40L39 166V169L41 168V167H43V169L41 168L40 169V172L39 171H37V170H39L38 169ZM42 165V166H41ZM74 165H76V170H75V168H74ZM83 165H84V167H83ZM97 165H98V167H97ZM112 165V166H111ZM122 165H123V167L124 168H122ZM126 165H128L127 166V168H126ZM11 166H12V170H11ZM46 166V165H45ZM51 168V169H53V170H51V169H49L48 170V168L49 167ZM60 166H61V168L62 169H64V170H62V169H54V168H60ZM87 166H89V168L90 169H88V167ZM130 166V167H129ZM180 168H179V167ZM3 167L4 168H7L6 170L5 169H3ZM9 167V168H8ZM20 167V168H19ZM81 167H83V168H81ZM97 168V169H95V168ZM150 167V166H149ZM161 167H160V169H161ZM15 168H17V169H15ZM34 168V169H33ZM36 168H37V170H36ZM45 168V169H44ZM70 168H72L71 170H70ZM95 170H93V169ZM99 168V169H98ZM107 168H109L108 170H107ZM122 168V169H121ZM137 168V169H136ZM145 168V169H146ZM164 168H165V170H164ZM166 168H168L167 170H166ZM10 169V170H9ZM33 169V170H32ZM74 169V170H73ZM93 170V172H91L92 170ZM103 169V170H102ZM105 169V170H104ZM128 169H131V170H133V171H131L130 172V170H128ZM181 169V170H180ZM184 169V170H183ZM217 169V170H216ZM35 170V171H34ZM42 170H45V173L46 174H44V171H42ZM58 170H61V173H57L58 172ZM73 170V171H72ZM77 170H78V172H77ZM91 170V171H90ZM96 170H98V171H96ZM100 170V171H99ZM182 170H183V172H182ZM4 171L6 172V173H4ZM9 171V172H8ZM16 171V173H17V175H14V172ZM23 171H25V173H27V174H24V172ZM27 171V172H26ZM48 172V174H47V172ZM57 171V172H56ZM85 171V172H84ZM87 171V172H86ZM90 171V172H89ZM101 171H102V173H101ZM109 173H108V172ZM114 171H115V173H114ZM118 171H119V173H118ZM127 171H128V174H127ZM164 171H166V172H164ZM181 171V172H180ZM23 172V173H22ZM35 172V173H34ZM60 172V171H59ZM68 172H70V174H72V175H70V174H67ZM74 172V173H73ZM76 172V173H75ZM80 172V173H79ZM95 172V173H94ZM107 172V173H106ZM147 172H148V174H147ZM160 172V171H159ZM173 172V173H172ZM15 173V174H16ZM44 175H43V174ZM51 173V174H50ZM64 174L63 176L62 175H59V174ZM79 173V174H78ZM85 175H87V176H85ZM90 173L92 174V176L90 175ZM100 173V174H99ZM104 173V174H103ZM110 173L112 174V173H114V174H116V175H118V174H120V176L118 177H116V176H114V175H110ZM161 173V172H160ZM172 173V174H171ZM18 174H19V176H18ZM23 174V175H22ZM34 175V177H36V178H34L33 177V175ZM38 174V175H37ZM41 174V175H40ZM49 174L50 175H54V176H50L49 177ZM75 174H78L77 175V177L75 176ZM83 174V175H82ZM88 174L90 175V178H88V179H84V178H86V177H89L88 176ZM94 174H95V176H97V177H101L102 178V175H103V178L102 179H104L103 181H106V183H107V181L108 182H110L109 184H105V186L104 185H102V184H104V182L101 180V179H99V178H96L95 176H94ZM99 174V175H98ZM123 174V175H122ZM187 174V175H186ZM25 175L27 176V177H25ZM46 175V176H45ZM101 175V176H100ZM109 175V176H108ZM175 175H176V177H175ZM186 175V176H185ZM249 175V176H248ZM59 176H60V178H59ZM75 176V177H74ZM124 176V177H123ZM170 177V178H168V177ZM242 176V177H241ZM9 177V178H8ZM18 177V178H17ZM21 177H23V179L25 178V180H20L21 179ZM38 177V178H37ZM57 177H58V179H57ZM79 177H80V181H79ZM82 177V178H81ZM133 177V178H132ZM184 177L187 179H184ZM3 178V179H2ZM27 178V179H26ZM47 179V180H44V179ZM99 179L100 180V182L102 181V183H100L99 181H97L96 179ZM105 178H108V180H105ZM169 180H168V179ZM10 179V180H9ZM60 179H62V181H59ZM68 179H70V181L68 180ZM90 179H92V180H94L93 182H92V180L89 182V181H86V180H90ZM171 179H173V180H171ZM41 180V181H40ZM46 181L47 183H43L42 185H44L45 187H48V185H50V186H52L53 187V184L55 185L53 188L51 187L50 189H51V191L53 192H51V193H49V192H47V193H45L46 192V190H48V191H50L49 190V187L48 188H45L44 186L42 187V185H41V183H42V181ZM56 180V181H55ZM66 180H68V181H66ZM72 180H74L75 181V183H76V180H77V184H73L72 185V183H74V181H72ZM83 180V181H82ZM96 180V181H95ZM191 180H193L194 182L192 183V185H193V187H192V185H191V187H192V189H191V187L188 185V182L187 181H191ZM21 181H22V183H24L23 185H22V183H21ZM24 181V182H23ZM36 181V182H35ZM50 181L52 182V184L50 183ZM53 181H55V182H53ZM149 181V182H148ZM171 181H173V183L175 184L176 183V186L178 185V187H174L173 188V191L175 190V193L174 194H176L175 196H177L175 199H172V197L169 195V192L171 193V191H170V185H168V184H171L170 182ZM175 181V182H174ZM195 181H196V183H195ZM201 181H203L202 183H201ZM205 181H208V183L207 182H205ZM3 184H2V183ZM49 182V183H48ZM63 182H65V183H63ZM69 182H70V184H69ZM86 184V185H84V186H87V187H84L83 186V184L84 183ZM96 182V183H95ZM101 184H99V183ZM180 182V183H179ZM182 182V183H181ZM192 182V181H191ZM57 183V184H56ZM61 183V184H60ZM63 183V184H62ZM78 183H80V184H78ZM120 183V184H119ZM178 183V184H177ZM195 183V184H194ZM206 183V185H205V188H204V184ZM18 184H20V185H18ZM32 184H34V186H37V187H35L36 188V190H35V193H32L31 192V190L33 189L34 190V186L32 185ZM59 184V185H58ZM92 184V185H91ZM95 184V185H94ZM112 184H114V185H111ZM183 184V185H182ZM191 184V183H190ZM207 184L210 186V188L207 186ZM15 185H17V186H15ZM58 185V186H57ZM62 185H64V186H62ZM71 185V186H70ZM75 185V186H74ZM76 185L78 186V187H76ZM80 185H82V186H80ZM90 185V186H89ZM97 185H99L100 186V188H97ZM106 185H109V186H106ZM180 185V186H179ZM185 185V186H184ZM187 185H188V187H187ZM196 185V186H195ZM22 186V187H21ZM57 186V187H56ZM70 186V188L68 189V187ZM89 186V187H88ZM91 186H93V187H91ZM98 186V187H99ZM104 186V187H103ZM112 187V190H110V189H108V190H106L107 188H111ZM44 188V189H46V190H44V191H42L43 189L42 188ZM64 187V188H63ZM65 187H67V188H65ZM79 187H81L80 189H81V191L83 190L82 188H84L85 190H83L82 192H84V193H89V196H88V193L87 194H84V193H82L81 191H80V189H79ZM93 189H91V188ZM96 187V188H95ZM106 187V188H105ZM166 187H167V190H168V192H165V190H166ZM182 187H183V189H182ZM186 187V188H185ZM201 187V188H200ZM208 187V188H207ZM29 188H30V190H29ZM39 188H41V189H39ZM56 188H58V189H56ZM61 188V189H60ZM73 188V189H72ZM77 188V189H76ZM88 188V191L86 190ZM104 189V191H108V192H104L103 191V189ZM179 188L181 189V191H183V190H185V194L186 195H190V197H188V199L189 198H193L194 197V195H195V198H193L194 200H192V198L190 199L191 201L189 202V200H185V198H187L186 197V195L185 194H183V195H180L179 193H180V190H179ZM185 188V189H184ZM194 188V189H193ZM38 189L40 190V192H41V194L38 192ZM79 189V190H78ZM91 189V190H90ZM96 189V190H95ZM99 189L101 190L100 192H99ZM164 189V190H163ZM188 191H187V190ZM191 189V190H190ZM206 189V190H205ZM32 190V191H33ZM54 190V191H53ZM55 190L57 191V196H59L60 195V197L59 198H57V196H56V193H54L55 192ZM58 190H61V193H60V191H58ZM69 190V191H68ZM73 190H74V192H75V195H74V193H73ZM113 190H116V192L115 191H113ZM163 190V191H162ZM62 191H63V194H62ZM65 191V192H64ZM87 191V192H86ZM98 191V192H97ZM102 191H103V193H102ZM109 191H111V193L113 194V196H112V194L110 195V192ZM27 192H29V193H27ZM34 192V191H33ZM38 192V193H37ZM67 192H68V194H67ZM77 192V193H76ZM82 193V194H80V193ZM95 192V193H94ZM115 192V193H114ZM192 192V193H191ZM64 193H65V195H64ZM71 193V194H70ZM91 193H94V195L93 194H91ZM99 193H101V194H98ZM108 193V194H107ZM161 193H163V194H161ZM26 194H28L27 196H26ZM31 194H33V195H31ZM42 194H45L46 196H48V197H45V200L46 201H42V202H38V196L40 197V195L42 196ZM50 194H52V197H51V195ZM55 194V195H54ZM73 194V195H72ZM93 196H91V195ZM95 194H97V196L95 195ZM105 194H107V195H105ZM178 194L180 195V196H178ZM194 194V195H193ZM35 195H38L37 197L35 196ZM44 195V196H45ZM62 195V196H61ZM67 195V196H66ZM69 195H70V197L71 198H68L69 197ZM79 196V201H77L78 199H77V197ZM81 195H82V197H81ZM85 195V196H84ZM102 195H103V197H102ZM104 195H105V197H104ZM192 195V196H191ZM19 196H20V198H21V200H20V198H19ZM35 197V198H32V202L34 203H36V204H33V205H31L32 204V202H31V198L29 199V197ZM66 198H65V197ZM74 196V197H73ZM91 196V197H90ZM94 196H96V197H98L99 198V200L100 201H98V198H96V197H94ZM110 196H112V197H110ZM183 196V197H182ZM27 197V198H26ZM50 197V198H49ZM55 197H56V201H53V200H55ZM62 197V198H61ZM73 197V198H72ZM83 197H84V199H83ZM86 197V198H85ZM109 199H108V198ZM114 197V198H113ZM115 197L116 198H118V199H120V200H116L115 199ZM60 198H61V200L62 199H66V200H68L69 199V201H65V203H66V205L68 206H63L65 203H63V204H61L60 203ZM87 198H89L90 200H86ZM96 198V199H95ZM105 199L106 200V202H107V204L105 205V203L106 202H102V201H105V200H101V199ZM115 200V202H113L114 200ZM182 198H184V199H182ZM29 199V200H28ZM58 199H59V201H58ZM71 199H73L72 201H71ZM74 199H76V200H74ZM80 199L82 200V202L80 201ZM95 199V200H94ZM156 199H159V200H156ZM25 201V203H27V204H25L24 203V201ZM27 200H28V202H27ZM37 200V201H36ZM51 201V203H49V201ZM92 200V202H90ZM109 200H111V203H110V201ZM181 200H184V201H182L181 202ZM197 200V201H196ZM7 201H9V202H7ZM53 201V202H52ZM64 201H61V202H64ZM71 201V202H70ZM78 203H77V202ZM95 202V204H94V202ZM96 201H97V203H96ZM158 201V202H157ZM160 201V202H159ZM6 202L7 203H9V204H6ZM29 202H30V204H29ZM44 202H45V204H44ZM54 202H56L55 204H57L58 203V205L60 206H58V205H55L54 204ZM72 204H70V203ZM73 202H75V203H73ZM85 202V203H84ZM90 202V203H89ZM100 202V203H99ZM117 202V203H116ZM186 202V203H185ZM188 202L190 203V204H188ZM12 204V207L11 206H9V205H11ZM39 203V204H38ZM83 205H82V204ZM87 203H89V205L87 204ZM112 205H110V204ZM113 203V204H112ZM117 204V206L115 205V204ZM4 204H5V206H4ZM13 204H14V206H13ZM21 204V205H20ZM37 204H38V206H37ZM43 204H44V206H46V208L45 207H43L42 208V206H43ZM51 204H52V206H51ZM53 204L55 205V207L53 206ZM61 204V205H60ZM75 204H77L78 206H79V204H80V206L78 207L77 205H75ZM91 204H93V205H91ZM102 204V206H100ZM28 206L27 208L28 209H26V207H23V206ZM50 205V206H49ZM76 206V208H74L75 206ZM87 205V206H86ZM96 205H97V207L99 206L100 207V212L98 211V209L96 208ZM103 205H105V208H107L108 206L110 207H115V209L113 208V210H112V208H110L109 209V207L107 208V210L104 208V209H101V208H103L104 206ZM114 205V206H113ZM200 205V206H199ZM17 208H16V207ZM31 206V208H33V211L31 210V208H29ZM34 206V207H33ZM37 206V207H36ZM51 207V208H49V207ZM58 206V208L56 209V207ZM71 206V207H70ZM81 206H83V207H81ZM85 206V207H84ZM107 206V207H106ZM130 206V207H129ZM53 207V208H52ZM62 207V208H61ZM63 207H65V209L63 208ZM78 207V208H77ZM81 207V208H80ZM94 207V208H93ZM98 207V208H99ZM205 207V208H204ZM9 208V209H8ZM12 209V211H11V209ZM16 208V209H15ZM19 208V209H18ZM35 208V209H34ZM38 208H40L39 210L41 211H44L45 210V213H47V214H44V212H43V215L45 216V217H53V220H54V222H53V220H52V222L54 223H52V226H49V225H51V223L49 224V223H44L43 225H42V222L41 223H39V221L41 220V218L43 217L42 216V211L40 212L39 210L37 211L36 209H38ZM45 208V209H44ZM47 208H48V210H47ZM55 208V209H54ZM59 208L60 209H62V213L60 212V211H58L59 210ZM66 208H70L71 209V212H70V210L68 211V209H66ZM73 208V209H72ZM83 208V209H82ZM85 208V209H84ZM88 208V209H87ZM96 208V209H95ZM118 208V209H117ZM130 210H129V209ZM202 208V209H201ZM22 209V211H24V212H26V213H23V215H22V211L19 213V211ZM85 212V214L83 213V211ZM89 209L91 210V212L89 211ZM117 209V211L116 212H118V214L116 213V212H114L115 210ZM123 211H121V210ZM128 209V210H127ZM16 210V211H15ZM31 211V213L30 214H28V212H30ZM34 210L36 211V212H34ZM51 210V211H50ZM55 212H54V211ZM64 210H66V211H64ZM77 212H76V211ZM94 210V211H93ZM103 210V211H102ZM110 210V211H109ZM119 210H120V212H121V214H122V216H123V214H124V218H123V222H122V216H121V214H120V212H119ZM208 210V211H207ZM4 211V212H3ZM11 211V212H10ZM13 211H15V212H13ZM47 211V212H46ZM48 211H50V212H52V214H54V213H58L59 212V214H54V216H52L51 214H50V212H48ZM57 211V212H56ZM73 211H75L74 213H73ZM80 211H82V212H80ZM97 212L96 214L97 215H95L94 213H93V215H95V216H97V217H95V216H93L91 213L92 212ZM127 211V212H126ZM128 211L130 212L129 214L131 215V216H129L128 215ZM201 211V212H200ZM14 214H13V213ZM17 212V214H15ZM34 212V213H33ZM39 212H40V214H39ZM63 212H64V214H63ZM70 214H69V213ZM99 212V213H98ZM101 212H103V214H104V216L106 215L107 217L109 216V217H111V218H113L112 220V222L114 223V227H116L115 229H114V227H108V230H112L113 232H114V238H116L117 240H115V241H117V243H112L113 241H114V239L112 240V237H111V234H109L110 232L109 231H107V228L106 227H104V228H106V229H104V228H102V229H99V227H97V225H99V224H97V223H99L100 221H97V219L98 220H100L103 216V214L101 213ZM107 214H106V213ZM111 212L112 213H114L113 215L111 214ZM124 212H126V214L129 216V218H128V216H126L125 215V213ZM4 213H6V215L4 214ZM7 213H8V215H7ZM9 213H11V215L9 214ZM39 214V216H34V214ZM50 215H49V214ZM61 213V214H60ZM84 214L85 215V218H86V220H85V222L84 223H82V224H80V225H75L74 223H72V224H74V225H72L71 224V222H73L76 218H75V216L73 215L72 216V214ZM87 213H90V214H87ZM110 213V215H108ZM116 213V214H115ZM4 214V215H3ZM20 214H21V216H23V217H21L20 216ZM25 214V215H24ZM35 214V215H36ZM81 214V215H82ZM101 215L100 217H98V215ZM120 214V215H119ZM207 216H210V217H206L205 215ZM11 217H10V216ZM17 215V216H16ZM33 215V216H32ZM40 215L42 216L41 218H39L40 217ZM49 215V216H48ZM59 215H60V218H59ZM62 215V216H61ZM70 217H69V216ZM112 215V216H111ZM117 215V216H116ZM6 216H7V218H6ZM9 216V217H8ZM13 216H15V217H13ZM18 216H20L19 217V219H18ZM64 216H66V218L64 217ZM69 217V220H68V217ZM88 216H89V219H90V222H92L93 223V225H92V223H90L89 221H88ZM93 216V217H92ZM105 216V217H106ZM115 216H116V218L118 217V219H116L115 218ZM132 216L133 217H135V218H132ZM2 217V218H1ZM5 219H7V221H6V225H7V227H5L6 225H5V221L3 222V219L4 218ZM44 217V218H45ZM49 217V218H50ZM55 217V218H54ZM65 219H64V218ZM73 217V218H72ZM92 217V218H91ZM130 217H131V219H130ZM205 217V218H204ZM14 218V219H13ZM35 218V219H34ZM36 218H37V220H36ZM43 218V219H44ZM56 218H57V220H56ZM97 218V219H96ZM100 218V219H99ZM104 218V217H103ZM128 218V219H127ZM168 218H171V219H168ZM9 219H13L12 221L11 220H9ZM15 219H17V220H15ZM39 219V220H38ZM58 219H61V221L59 222L58 221ZM66 219H67V223L65 222L66 221ZM71 219H73V221H71ZM93 219V220H92ZM121 219V220H120ZM126 219H127V221H126ZM203 219V220H202ZM207 219V220H206ZM212 219V220H211ZM215 219V220H214ZM2 220V221H1ZM15 220V221H14ZM35 220V221H34ZM55 220H56V222L58 223V224H56V222H55ZM65 220V221H64ZM117 220V221H116ZM125 220V221H124ZM136 220V221H135ZM169 220H171V221H169ZM174 220H175V222H174ZM193 220V221H192ZM38 221V222H37ZM41 221H43V220H41ZM97 223H96V222ZM121 221V222H120ZM134 221V222H133ZM213 222L212 224H211V222ZM3 222V223H2ZM10 222H13V224L11 223V225H9V223ZM66 224H65V223ZM90 224V225H88V223ZM112 222L110 223V224H112ZM116 222V223H115ZM168 222V223H167ZM171 222V223H170ZM201 222V223H200ZM15 223H16V225H15ZM18 223V224H17ZM27 223V224H26ZM118 223V224H117ZM123 223V224H122ZM126 223V224H125ZM134 225H133V224ZM187 223V224H186ZM191 223V224H190ZM195 223V224H194ZM206 223V224H205ZM210 223V224H209ZM3 224V225H2ZM56 224V225H55ZM65 226V228L62 226ZM68 224V225H67ZM71 224V225H70ZM86 224V225H85ZM96 224V225H95ZM130 224V225H129ZM177 224V225H176ZM2 225V226H1ZM15 225V227H13ZM31 225V226H30ZM34 225V226H33ZM70 225V226H69ZM113 225V224H112ZM115 225H117V226H115ZM201 225H203V226H201ZM211 225V226H210ZM17 226V227H16ZM59 226H61L60 228H61V230H60V228H57V227H59ZM68 226V227H67ZM93 226V227H92ZM110 226V225H109ZM200 226V227H199ZM29 227V228H28ZM32 227V228H31ZM35 227V228H34ZM51 227L53 228V229H55V230H52L51 229ZM56 227V228H55ZM63 227V228H62ZM180 227V228H179ZM197 227H199V228H196ZM203 229H202V228ZM205 227H207V229H205ZM208 227H210L209 229H208ZM213 227V228H212ZM5 228V229H4ZM14 228H15V230H16V232L17 233H14L15 232V230H14ZM19 228V229H18ZM31 228V229H30ZM74 228V229H73ZM79 228H81V231H80V229ZM87 228V229H86ZM96 228H98V229H96ZM118 228H120V229H118ZM193 228H195V229H193ZM48 229L49 230H52L51 231V233H50V231H48ZM56 229H59V230H56ZM200 229H202V230H200ZM212 229V230H211ZM214 229V230H213ZM11 230V231H10ZM86 230V231H85ZM103 230H105V231H103ZM196 230V231H195ZM204 230V231H203ZM206 230V231H205ZM208 230V231H207ZM54 231V234L52 233ZM56 231V232H55ZM59 231V232H58ZM65 231V232H64ZM126 231V232H125ZM193 231H195V232H193ZM206 234H204V233ZM210 232V233H209ZM214 232V233H213ZM216 232V233H215ZM2 233V232H1ZM0 233V235H2ZM20 235H19V234ZM98 233V234H97ZM137 233V234H136ZM196 235H195V234ZM212 233V234H211ZM59 234V235H58ZM94 234V235H95ZM203 234V235H202ZM19 237V239H18V237ZM55 235V236H54ZM57 235V236H56ZM65 235V236H64ZM195 235V236H194ZM208 235V236H207ZM211 235V236H210ZM212 235H214V236H212ZM218 235V236H217ZM44 235H43V237H45ZM193 236V237H192ZM205 236V237H204ZM210 236V237H209ZM216 236V237H215ZM54 237H56V238H54ZM111 237V238H110ZM138 237V238H137ZM198 238L199 237V239L200 240H213V242H217L216 244H220V241H221V244L223 245H221L220 244V248H217L218 250L217 251H219L220 252V250H221V252H220V254L219 253H217V251H213V250H207L210 254H208V256H207V252L206 251H204V252H202L203 250L201 249V248H199V246H198V248H196V246L197 245H195L196 244V241H194V240H192L191 238ZM212 237H214V239L212 238ZM49 238L51 239V240H49ZM54 238V239H53ZM67 238V239H66ZM202 238V239H201ZM205 238V239H204ZM207 238V239H206ZM212 238V239H211ZM11 239V238H10ZM62 239H63V241H62ZM65 239V240H64ZM101 239V240H100ZM111 239V240H110ZM224 239V240H223ZM0 240L2 241H0V264H16V260H14V250H16L18 247L16 246V240H15V238H14V240H10V242H8L9 241V239H7L8 241H6V239L4 240L3 238H0ZM43 240H45L46 241V239L45 238H43ZM98 240V241H97ZM100 240V241H99ZM110 240V241H109ZM142 240V241H141ZM12 241V242H11ZM97 241V242H96ZM102 241H105V242H102ZM120 241V242H119ZM122 241V242H121ZM227 241V242H226ZM61 242V243H60ZM111 242V243H110ZM225 243V244H223V243ZM229 242L231 243V244H229ZM18 244H20L19 242H17ZM62 243L65 245V247L66 248H68V249H66L65 247H64V245H62ZM97 243V244H96ZM99 243H101V245H98ZM127 243V244H126ZM195 243V244H194ZM235 243V244H234ZM4 244V245H3ZM51 244H53V243H51ZM118 244V245H117ZM124 244V245H123ZM228 244V245H227ZM33 245V244H32ZM31 245V247H29L30 249H29V251H28V253H27V255H26V261H28V259L30 258L31 260H32V264H36V262H37V264H39V262L41 261V259L42 258H44L43 256L41 257V254L39 255L38 253H40V250L42 251V249H37V248H35L34 246L35 245H33L32 246ZM105 245V246H104ZM113 247H115L116 245V248L114 249V251H115V253H116V256H114V252H113V249H112V246ZM195 245V246H194ZM231 245V246H230ZM60 246H62V248L60 247ZM109 246H111V247H109ZM236 246H237V248H236ZM15 247H17L16 249H14ZM32 247H33V249H32ZM64 247V248H63ZM118 247H119V250H118ZM139 247V248H138ZM193 247V248H192ZM221 247L223 248H225V250L223 251V249H221ZM229 247V248H228ZM232 247V248H231ZM9 250H8V249ZM35 248V249H34ZM43 248V247H42ZM60 248V249H59ZM121 248V249H120ZM259 248V249H258ZM5 249V250H4ZM195 249V250H194ZM228 250V252L230 253V255H233L231 252L234 250V252L237 250L238 252H233L234 253V255L233 256H229L228 254L229 253H225V252H227V250ZM231 249H233V250H231ZM244 249V250H243ZM39 250V251H38ZM107 250H109V252L107 253ZM112 250V252H110ZM118 250V251H117ZM128 250V251H127ZM178 250V251H177ZM180 250V251H179ZM199 250V251H198ZM200 250H201V252H200ZM231 250V251H230ZM34 252V254H35V256H34V254H33V252ZM38 253H37V252ZM56 251V252H55ZM122 251H124V252H122ZM162 251H164V252H162ZM222 251H223V253H222ZM248 251H249V253H248ZM57 252H58V254H57ZM141 252V253H140ZM145 252V253H144ZM180 252V253H179ZM214 252H215V254H214ZM13 253V254H12ZM37 253V254H36ZM61 253V254H60ZM148 253V254H147ZM222 253V254H221ZM225 253V254H224ZM263 253V254H262ZM67 254V252H66V255H68ZM119 254V255H118ZM123 254V255H122ZM166 254H168V255H166ZM173 254V255H172ZM193 254V255H192ZM197 254V255H196ZM225 256H224V255ZM235 254H236V257H234L235 256ZM238 254V255H237ZM31 255V256H30ZM38 255V256H37ZM58 255V256H59ZM97 255V254H96ZM117 255L118 256H120V258L118 259L117 258V260H116V258L115 257H117ZM221 255V256H220ZM243 258V256H245L243 259H241V257ZM4 256V257H3ZM98 256V255H97ZM134 256V257H133ZM145 256V257H144ZM167 256V257H166ZM169 256V257H168ZM195 256V257H194ZM207 256V257H206ZM211 258H216V257H218L217 259H211ZM258 256V257H257ZM36 257V258H35ZM38 257V258H37ZM121 257H122V259H121ZM197 257V258H196ZM228 257V258H227ZM230 257H232V259L230 258ZM240 257V259H239V261H238V258ZM125 258H124V261H123V263H125ZM143 258V259H142ZM161 258H163L162 260H161ZM179 258V259H178ZM220 258V259H219ZM230 258V259H229ZM236 258V259H235ZM252 258V259H251ZM112 259H115L116 261H114L113 262V260ZM122 261H121V260ZM140 259V260H139ZM249 259V260H248ZM39 260V261H38ZM212 260V261H211ZM251 260V261H250ZM93 260H90L89 261V264H91L90 262H92ZM94 261L96 262L97 260H95V258H94ZM137 261V262H136ZM143 261H145V262H143ZM150 261V262H149ZM219 261H221V262H219ZM236 261H238V262H236ZM53 262H54V260H53ZM56 262V261H55ZM84 262L85 261H82V262H80V264H84ZM94 262V263H95ZM101 261H97L95 264H103V262H101ZM109 262V263H110ZM116 262V263H115ZM209 262V263H208ZM236 262V263H235ZM87 263V261L85 262V264ZM94 263H92V264H94ZM108 262H105L104 264H107ZM112 263H110V264H112ZM53 264V263H52ZM88 264V263H87Z\"/></svg>", "mask_w": 264, "mask_h": 264}, {"label": "bare ground", "instance_id": "2", "mask_svg": "<svg viewBox=\"0 0 264 264\" xmlns=\"http://www.w3.org/2000/svg\"><path fill=\"white\" fill-rule=\"evenodd\" d=\"M79 15H83L84 16V20H82V19H80L81 18V16H80V18H78L79 20V25L77 24V26L79 27H81V29L82 28H86V30L88 31V30H90L91 31V34H92V37L91 38H89V39H86V42L87 43H89V44H91L92 46L95 44V46H96V44H99L97 47L99 48V46H101L100 44H102V47H104L103 46V44H105V45H116L117 46V48L115 49V51H113V49H112V51H113V54H114V56L113 57H111L112 55H110L109 57H111V60H110V63H109V65H111L112 67H121V66H123L124 64H127V62H129V60H130V58H129V56H131V55H135V54H139V55H143V61L146 63V65H148L150 68H152V69H157V68H163L164 66H168L169 65V67H171L170 65L174 62V64L175 65H178L179 67H181L183 70H184V74L185 73H187L188 74V72L186 71V64H181L180 63V58H181V56H180V58L178 57V55H184V54H186V52L188 51V50H192V53H193V48L194 47H197L196 49H198L199 47H209L211 50L209 51L213 56H216V60L217 61H219V60H221V59H225V63H224V61L222 62V63H224V64H226V63H228V64H231L232 62H234V63H232L233 65H235V63H237L238 64V62L240 63V61L241 60H239L238 61V59H239V55L241 54V57L240 58H242V60H243V62H245V63H243L242 61V63H243V65L244 66H246V68L248 67V69H252V67H250L249 68V66H251V60L253 59V58H251V60H250V56L249 55H253V53L252 54H248V53H250V51H255V52H261V53H264V0H0V46H6L7 48L9 47L8 45H14L15 47H14V53H17V54H15L17 57H15L13 54L12 55H10V56H8V57H4L2 54H4V53H2V54H0V55H2L3 56V58H5V59H0V64L2 65L1 67H3V68H1L0 69V88H2V89H4L7 93H14V94H17V96H18V93H16V92H20L22 89H27L28 90V88L29 87H33V84H34V82L36 81V79L37 80H41V81H46L50 86L52 85L54 88H52V89H55V90H53V93H54V95L53 94H51V95H53L54 96V98H55V94L56 93H58L57 95L58 96H56L57 98H59V96H60V98L61 97H63V96H65L66 97V99H68V100H70V99H72V97H74V98H77V100L78 99H80V98H78L77 96H79V95H81L82 96V99H83V101H85V103L84 104H90L92 107L94 106V107H99L100 106V108H101V111L100 112H97L99 115H100V117H99V119H97L96 121H92V124H95V125H99L100 127H98V128H100L101 130H102V132L100 133V136L101 137H113V135H115V134H117V133H122L123 131H128L129 130V132L130 131H138L139 129H141L142 127H151L153 124H156L160 129L159 130H155V134L157 135V137L160 139V141H161V143L159 142V143H157L156 144V142H155V144H154V142L153 141H155V140H157V139H155V140H152V142H150L151 140V138L148 140L150 143L148 144V142L146 141V140H144V143H145V141L147 142V144L145 143L144 145V148H142V149H144V153L143 154H140V155H138V156H141L142 157V155H143V157H142V159H143V162L144 163H147L148 161H150L151 162V160H154V161H160L159 162V164L160 165H162V162H167L168 160H170L171 162L173 161V160H171V157H170V153H168V157H167V154H166V151L165 150H167L166 148H164L165 146H170L171 148H173V149H175V147H177L178 145H179V143H176L175 141H173L172 140V138H171V133H167L166 131H165V127H164V124H163V122H161V120L159 121L158 119H157V117L158 118H162V120L164 119V117H166L167 116V113H166V110H165V108L167 109V111H169L168 109H171V107H173V106H177L176 104L175 105H172V104H170V105H166L165 103H164V101L162 100V102H161V100L159 101V102H161V103H159V104H156V103H154V102H148V103H145L144 102V104H138V105H135L134 103L133 104H129L128 102H129V100H128V98H130V97H128L129 96V94L130 93H136L139 89L140 90H144L145 92H146V94H147V88L146 87H148V84L146 83V85L147 86H144L143 85V83L142 82H140V80H135V81H132V79L131 80H128V78L127 77H125V75L124 74H120V75H118V77L116 78L117 80L115 81V78H111L110 76H108V75H105L106 74V67L105 66H107V65H105L106 63V61H105V59L104 58H101L100 59V64H97L96 62H93V60H89L88 58H87V56H84V57H82L81 59L79 58L80 56H78V58H76V56H72V60L70 59V61H72V62H74V64L75 65H77L78 66V69H70L69 67H67V66H64L63 64L62 65H59V64H54V63H51V62H46V61H43L42 60V58L40 59L39 58V53H42V50H41V52L39 51V53L37 54V50H36V52L33 50V48H32V51H34V52H32V53H29V52H27L29 49L28 48H24V47H26L25 45H27V42L24 40V39H26V38H24V39H22L23 38V36L25 35V34H28L29 33V35H30V32H33L34 31V29H39V30H41V31H43L42 29H43V27H45V26H47V25H51V23H53V22H57V23H59L61 20H62V23L61 24H63L64 22H63V20L64 21H66V23H69L70 24V26L69 27H71V26H73V27H75L74 26V21H72V20H74V19H72L73 18V16H79ZM76 19V18H75ZM68 21V22H67ZM76 23H78L77 22V20H76ZM75 23V24H76ZM56 24V23H55ZM65 24V23H64ZM45 25V26H44ZM54 25V24H53ZM52 25V26H53ZM51 26V27H52ZM57 26V25H56ZM63 25H60V28H63L64 29V27H65V29H66V25L64 26V27H62ZM79 27V28H80ZM77 28V27H76ZM57 29V28H56ZM50 30V29H49ZM62 30V29H61ZM68 30H72V28H69ZM38 31V30H37ZM45 31H47V30H45ZM74 31H75V29H74ZM50 32H51V30H50ZM55 32V33H54ZM61 32H63V31H61ZM67 32V31H66ZM77 32V31H76ZM82 32V31H81ZM35 34H36V32H34ZM48 33V32H47ZM47 33H40V34H38V35H44V36H42V37H45V34H47ZM53 33L57 36V34H58V32H56V31H53ZM53 33H52V35H53ZM57 33V34H56ZM60 33V32H59ZM71 33V32H70ZM60 34H62V33H60ZM67 34H68V32H67ZM38 35H35V36H38ZM50 35V33L48 34V36ZM54 35V36H55ZM59 35V34H58ZM70 34H68V36H69ZM72 35V34H71ZM80 35V34H79ZM47 36V35H46ZM56 36H55V38H56ZM60 36V35H59ZM59 36H57V37H59ZM66 35L64 34V36L63 37H65ZM68 36H66V37H68ZM77 36V35H76ZM42 37H41V39H42ZM61 37H62V35H61ZM62 37V38H63ZM65 37V38H66ZM85 37V36H84ZM89 37H90V34H89ZM32 38V37H31ZM40 38V37H39ZM74 38H75V40H77L76 38H79V37H75L74 36ZM28 39V38H27ZM49 39V38H48ZM58 40H60L61 38H57ZM69 39H71V36L69 37ZM73 39V38H72ZM33 40H34V37H33ZM39 40V39H38ZM64 40V39H63ZM74 40V39H73ZM46 41V40H45ZM41 42H43L44 43V41L42 40V41H40L39 40V42L37 43L36 41H34V45H41L40 43ZM47 42V41H46ZM62 42V41H61ZM64 42V41H63ZM67 42V41H66ZM78 42V41H77ZM36 43V44H35ZM68 43H69V41H68ZM72 43L74 44L75 42L74 41H72ZM92 43H94V44H92ZM28 44H29V42H28ZM72 44V45H73ZM77 44V43H76ZM82 44H83V41H82ZM72 45H70L69 47H71ZM87 46L86 45V43L85 44H83V46ZM33 46V45H32ZM41 46H43V44L41 45ZM45 46H47V45H45ZM66 46V45H65ZM84 46V47H85ZM91 46V47H92ZM115 46V47H116ZM44 47V46H43ZM48 47V46H47ZM72 47H74V46H72ZM71 47V48H72ZM79 47V46H78ZM89 47H90V45H89ZM89 47L87 46V48L89 49ZM97 47H95V48H97ZM38 48V47H37ZM42 48V47H41ZM44 48H46V47H44ZM80 48V47H79ZM94 48V47H93ZM111 48V47H110ZM26 49H28V50H26ZM82 49V48H81ZM7 49H4V52L6 51ZM11 50H13L12 48H11ZM74 50V49H73ZM92 50V49H91ZM97 50V49H96ZM200 50H202V49H200ZM45 52H46V50H44ZM43 51V52H44ZM78 51V50H77ZM85 51V50H84ZM189 51V53H191ZM195 51H198V50H195ZM203 52L202 53H206L207 54V51L206 50H202ZM205 51V52H204ZM11 52V51H10ZM44 52V53H45ZM73 52V51H72ZM79 52H82V50H80ZM199 53L201 52V51H198ZM198 52L196 53V55L198 54ZM12 53V52H11ZM74 53H76V52H74ZM73 53V54H74ZM188 53V52H187ZM201 53V54H202ZM8 54V53H7ZM48 54V53H47ZM72 54V53H71ZM72 54V55H73ZM77 54V53H76ZM177 54V55H176ZM194 54V53H193ZM192 54V55H193ZM205 54V55H206ZM246 54L249 56H247V58L244 60L243 59V57L245 58L246 57ZM258 54V53H257ZM256 54V55H257ZM5 55H6V53H5ZM82 55V54H81ZM182 55V56H183ZM188 55V54H187ZM204 55V54H203ZM209 55V54H208ZM2 56H1V58H2ZM7 56V55H6ZM45 56H47L46 54H45ZM49 56V55H48ZM70 56V55H69ZM233 56L234 58H231V57ZM237 56H239L238 58H237ZM243 56V57H242ZM136 57L138 58V55L137 56H135V60H136ZM140 57V56H139ZM178 57V58H177ZM191 57V56H190ZM187 58L186 56H185V59L186 60H188L189 61V59H191V61H194V62H196L194 59H198L197 57L195 58V57H192V58H194V59H192V58ZM208 57V56H207ZM255 57V56H254ZM257 57V56H256ZM260 57V56H259ZM263 56L261 55V58H262ZM50 58V57H49ZM183 58V57H182ZM205 58V57H204ZM204 58H201V59H203V61H205L204 60ZM214 58V57H213ZM260 58V59H261ZM47 59V58H46ZM110 59V58H109ZM109 59H107V60H109ZM133 59H134V57H133ZM184 59V58H183ZM183 59H181L182 61H184ZM199 59H200V57H199ZM200 59V60H201ZM208 58H206V60H207ZM210 59L212 60V57H210ZM210 59L208 60L209 62H210ZM232 60V62H231V60ZM255 60L257 59V58H254ZM253 59V60H254ZM260 59H258L259 61H260ZM141 60V59H140ZM213 60H215V58L213 59ZM213 60L211 61V62H213ZM226 60H228V61H230V63L229 62H226ZM254 60V61H255ZM137 61V60H136ZM139 61V60H138ZM222 61V60H221ZM262 61V60H261ZM71 62V63H72ZM142 62V61H141ZM190 62V61H189ZM198 62V61H197ZM196 62V63H197ZM216 62V61H215ZM214 62V63H215ZM220 62V61H219ZM256 62V61H255ZM217 63V62H216ZM261 63V62H260ZM73 64V63H72ZM108 64V63H107ZM142 64V63H141ZM173 64V65H174ZM199 65L198 66H200V64H202V62H200V63H198ZM205 64V63H204ZM206 64L208 65V63L206 62ZM255 64V63H254ZM6 65H8V66H10V68H7L6 67ZM174 65V66H175ZM191 65H194V64H192V62H191ZM220 65V64H219ZM222 65V64H221ZM256 65H258V64H256ZM96 66H99L100 68H97ZM103 66V67H102ZM173 66V67H174ZM206 66V65H205ZM209 66V65H208ZM225 66V65H224ZM236 66V65H235ZM243 66V67H244ZM255 66V65H254ZM262 66V65H261ZM105 67V68H104ZM108 67H110V66H108ZM188 67V66H187ZM192 67L193 66H191V69H192ZM196 67V66H195ZM201 67H203V66H200V69H201ZM230 67V66H229ZM240 67H241V64H240ZM260 67V66H259ZM105 70H104V69ZM166 68V67H165ZM165 68H164V70H165ZM175 68H176V66H175ZM175 68H173V69H175ZM188 68H190V67H188ZM198 68V67H197ZM206 68H207V66H206ZM213 67H211V69H212ZM233 68V67H232ZM237 68L239 69V65H237ZM121 69V68H120ZM194 70L196 69V68H193ZM210 69V68H209ZM238 69H236V70H238ZM244 69V68H243ZM243 69H242V67H241V69H239V72H241V70H242V72H243ZM253 69H256V68H254L253 67ZM252 69V72L254 71ZM261 69V68H260ZM170 70V69H169ZM177 70V69H176ZM182 70V71H183ZM190 69H188V71H189ZM193 70V71H194ZM197 70V69H196ZM199 70V69H198ZM197 70V71H198ZM206 70V69H205ZM233 70H235V69H233ZM245 71H248V70H246V69H244ZM257 70H258V68H257ZM257 70H255V71H257ZM263 70V69H262ZM128 71V70H127ZM153 71V70H152ZM167 71V70H166ZM181 71V72H182ZM190 71H192V70H190ZM200 71V70H199ZM201 71H202V69H201ZM260 71V70H259ZM163 72V71H162ZM167 72H169V71H167ZM178 72V71H177ZM180 72V71H179ZM194 72H196V71H194ZM203 72H206L207 73V71H204L203 70ZM249 72H251L250 70H249ZM172 73V74H171ZM171 73H170V75H169V77L170 78H172V80L174 81V80H176V79H174V77H175V75L173 74V72L171 71ZM197 73V72H196ZM195 73V74H196ZM200 73V72H199ZM261 74H262V72H260ZM166 74V73H165ZM192 74H194L193 72H192ZM254 74H256L255 72H253V76L252 77H255V75ZM140 74H138V76H139ZM190 75V78H191V74H189ZM197 75V74H196ZM199 76H201L200 74H198ZM234 75H236V74H234ZM251 75H252V73H251ZM263 75V74H262ZM130 76V75H129ZM128 76V77H129ZM137 76V77H138ZM142 76V75H141ZM140 76V77H141ZM167 76V75H166ZM194 75H192V77H193ZM256 76H258V74L256 75ZM184 77V76H183ZM196 77V79H199V78H197V76H195ZM261 77V76H260ZM142 78H143V76H142ZM181 78V76L178 78V79H180ZM200 78H203V77H200ZM205 78V77H204ZM235 78V77H234ZM238 78H241V77H238ZM237 78V79H238ZM244 78V77H243ZM258 78L259 77H257L256 79L258 80ZM147 80H148V78H146ZM161 79V78H160ZM163 79V78H162ZM261 78H259V80H260ZM191 80H193V78H191ZM203 80V79H202ZM251 80H253V82H254V80H255V78L254 79H251ZM72 81H74L75 82V84L72 82ZM158 81H160V80H158ZM164 80H161L160 81V84H161V86H163L165 83L163 82ZM194 82H195V80H193ZM198 81V80H197ZM204 81V80H203ZM263 81V80H262ZM261 81V82H262ZM146 82V81H145ZM148 82V81H147ZM166 82V81H165ZM177 82H179V81H177ZM184 82V81H183ZM182 82V83H183ZM198 82H202L201 80H199ZM197 82V83H198ZM233 82V81H232ZM235 82V81H234ZM253 82H251V83H253ZM153 83V82H152ZM151 82H150V84H152ZM155 83V82H154ZM156 83H157V81H156ZM181 83V82H180ZM179 83V84H180ZM192 83V82H191ZM203 84H202V86L204 85V83L205 82H202ZM249 83V81L247 82V83H245V85H247ZM264 83V82H263ZM36 84V83H35ZM37 84H39L38 86H40V83L39 82H37ZM43 84H45V85H47L45 82L43 83ZM158 84H159V82H158ZM175 84V83H174ZM177 84V83H176ZM190 84V83H189ZM193 84V83H192ZM235 84V83H234ZM259 84V83H258ZM257 83H255L254 84V88L256 87V85H258ZM42 85V84H41ZM45 85L43 86L44 87V89H45ZM49 85H47V86H49ZM76 85V86H75ZM155 86L157 85V84H154ZM166 85V84H165ZM167 85H169V83H167ZM171 85V84H170ZM185 85V84H184ZM198 85H199V83H198ZM222 85V84H221ZM244 85V86H245ZM249 85V84H248ZM36 86V85H35ZM46 86V87H47ZM150 86V85H149ZM153 86V85H152ZM159 86V85H158ZM158 86H156V88L158 87ZM177 87H178V85H176ZM191 87H190V89L187 91V93L186 94H184V97L182 98V99H180V101H179V103L180 102H182L183 104H181L182 105V107L183 108H185V106H188V105H192L194 102H199L200 104H198L197 105V108H198V110L197 111H199V112H201V110H199V109H202L204 112H205V110H206V108L208 109V110H206V111H209V114H210V112H212L214 115L215 114H222L223 112H226V115H225V113L224 114H222V115H225V116H227V114L229 115L230 113L231 114H233V113H235V114H233V115H238L237 117H241V116H243V118L245 117V114H242L243 112H246V110H244V111H242V109L241 108H238L239 106L236 104V102H237V100H240L239 98L238 99H236L235 101L236 102H234L235 103V105H237L238 107H235V108H238V111H234V110H232L231 108H229L230 106H229V103H228V106L227 105H223L222 103H220V101H218V100H215V101H218L217 103L216 102H211V101H209L208 99H206V97H207V93L205 92V94H206V97L204 98L203 96L205 95H203V93H200V90H199V88H196L195 86H193V85H190ZM205 86V85H204ZM219 86V85H218ZM224 86V85H223ZM232 86V85H231ZM230 86V87H231ZM235 86V85H234ZM251 86H253V84H251ZM251 86H249V87H251ZM151 87V86H150ZM166 87V86H165ZM177 87H173V89L174 88H177ZM181 87H183V86H181ZM213 87V86H212ZM216 87V86H215ZM220 87V86H219ZM226 87V90H227V86H225ZM240 87V86H239ZM258 87V86H257ZM37 90H39V88H37V87H35ZM33 89V90H35L36 91V89ZM41 88V87H40ZM149 88V87H148ZM162 88V87H161ZM187 88V87H186ZM185 88V89H186ZM203 88V87H202ZM214 88V87H213ZM31 89V88H30ZM47 89H48V91L47 92H49L50 91V93H52L51 92V90L47 87ZM158 89V88H157ZM163 89H164V87H163ZM182 89V88H181ZM180 89V90H181ZM207 89H209V88H207ZM215 89V88H214ZM239 89H241V87L239 88ZM159 90H160V87H159ZM178 90V89H177ZM255 90H257L256 88H255ZM23 91H25V90H23ZM32 91V90H31ZM34 91V92H35ZM174 91H176V90H174ZM179 91V90H178ZM184 90H182V92H183ZM202 91H204V89L202 90ZM211 91V90H210ZM209 91V92H210ZM215 91H217L218 92V90H216L215 89ZM215 91H213V92H215ZM236 91V90H235ZM234 90H233V92H235ZM254 91V90H253ZM4 92V91H3ZM27 92V91H26ZM37 92H39V93H41V91L39 90V91H37ZM36 92V93H37ZM56 92V93H55ZM162 92L164 93V91L162 90ZM161 92V93H162ZM212 92V91H211ZM212 92V93H213ZM220 92V91H219ZM218 92V93H219ZM229 92H231V90L229 91ZM237 92V91H236ZM255 92H257V91H255ZM262 91L260 90V93H261ZM2 93V92H1ZM21 93H22V91H21ZM35 93V94H36ZM183 93H185V91L183 92ZM211 93V94H212ZM220 93H222V92H220ZM238 93H239V91H238ZM241 93H242V91H241ZM257 93H259V92H257ZM259 93V94H260ZM5 95H6V93H4ZM26 94V93H25ZM24 94V95H25ZM38 94V93H37ZM45 94V93H44ZM49 94V93H48ZM216 93H214V95H215ZM226 94V93H225ZM258 94V95H259ZM5 95H1L2 97L1 98H4L5 97ZM13 95V94H12ZM31 94H29V96H30ZM51 95H48L47 97H49V96H51ZM174 95H177V94H174ZM209 95H210V93H209ZM214 95H211V99H212V96H213V98L214 99H216V98H219V97H214ZM228 95V94H227ZM262 95V94H261ZM9 96V95H8ZM19 96H20V100L23 98V96H22V98H21V95L19 94ZM33 97H36L35 95H32ZM217 96H218V94H217ZM224 97H225V95H223ZM229 96H234V95H229ZM237 96V95H236ZM263 97H264V95H262ZM262 96H260V97H262ZM12 97V96H11ZM33 97H31L32 99H34ZM38 97H41L40 95L38 96ZM45 98H46V96H44ZM52 97V96H51ZM238 97V96H237ZM240 97V96H239ZM257 97H259V96H257ZM262 97V98H263ZM13 98L15 99V97L13 96ZM19 98V97H18ZM25 98V97H24ZM31 98H29L30 100H31ZM37 98V97H36ZM42 98H43V96H42ZM53 98V97H52ZM53 98V99H54ZM147 98V97H146ZM146 98H144V101H147V99ZM170 98V97H169ZM173 98V97H172ZM236 98V97H235ZM235 98H233V100L235 99ZM260 99V101H259V99L258 100H256V101H259L258 103L260 104V102H261V100L263 101L264 100V98L263 99ZM5 99H7V98H4V99H1V100H5ZM10 99V98H9ZM9 99H7V103L9 102L8 100ZM12 99V98H11ZM14 99H12V100H14ZM27 99V98H26ZM37 99H39V98H37ZM135 98H133V100H134ZM155 99H157V98H155ZM165 99V98H164ZM221 99H223V101L224 102H226L225 100H224V98H222L221 97ZM230 99V98H229ZM228 99V102H231L230 100ZM232 99V98H231ZM1 100H0V102H1ZM12 100H11V102H12ZM29 100V101H30ZM36 100V99H35ZM34 100V101H35ZM41 100H43V101H45L46 102V99L44 100V99H41ZM65 100V98L64 99H62V100H59V99H57V101H60V102H62V103H64L63 101ZM68 100H65V102H67ZM128 100V101H127ZM243 100V99H242ZM245 100V99H244ZM24 101V100H23ZM33 101V100H32ZM33 101V102H34ZM170 101V100H169ZM172 101H174V100H172ZM194 101V102H193ZM213 101V100H212ZM255 101V102H256ZM17 103H18V101H16ZM16 102L13 104V105H11L12 103H8V104H10L11 106H14L15 104H16ZM26 102V101H25ZM39 101H37V103H38ZM42 102V101H41ZM40 102V104H39V106L42 104ZM44 102V103H45ZM50 102V101H49ZM82 102V101H81ZM156 102V101H155ZM240 102V101H239ZM248 102L250 103V101L248 100ZM252 102V104L250 103V104H248L247 102L245 103V101L244 102H242V103H245V106H243V108L244 109H250V110H252L253 112H255V109L257 108L258 109V107H256V106H254V104H255V102L253 103V101H251ZM264 102V101H263ZM262 102V103H263ZM2 104H3V102H1ZM6 103V102H5ZM20 103V102H19ZM29 103V102H28ZM58 103V102H57ZM68 103V102H67ZM74 103H78L77 101L76 102H74ZM80 103V102H79ZM83 103V102H82ZM128 103V104H127ZM187 103H189V104H187ZM238 103V102H237ZM258 103H256V104H258ZM26 104V103H25ZM35 104V103H34ZM33 104V105H34ZM60 105H63V104H61V103H59ZM70 104H72L71 103V100H70ZM75 104V105H76ZM178 104V103H177ZM195 104V103H194ZM227 104V103H226ZM233 104V103H232ZM231 103H230V105H232ZM264 104V103H263ZM262 104V105H263ZM9 105V106H10ZM19 105V104H18ZM37 106H38V104H36ZM52 105H56V104H53V102H52ZM58 105V104H57ZM56 105V106H57ZM122 105H125V106H127L128 108L127 109H121L120 107L122 106ZM234 105V104H233ZM240 105H242V104H240ZM244 105V104H243ZM252 105V106H251ZM44 105H42L41 107H43ZM63 106H67V107H69V105H63ZM71 106V105H70ZM80 106V105H79ZM86 106V105H85ZM84 106V107H85ZM171 106V107H170ZM196 106V105H195ZM194 106V107H195ZM203 107V108H201V107ZM227 106V107H226ZM258 106V105H257ZM8 107V106H7ZM19 106H17V107H14L15 109H14V112L15 111H19V108H18ZM22 107V106H21ZM20 107V108H21ZM25 107V106H24ZM31 107V106H30ZM40 107V108H41ZM67 107H65V108H67ZM72 107H75V106H73V104H72ZM78 107V106H77ZM76 107V108H77ZM178 107V106H177ZM192 107V106H191ZM193 107V108H194ZM250 107V108H249ZM8 108H10V110H11V107H8ZM13 108V107H12ZM16 108H18V110H16ZM33 108V107H32ZM35 108H36V106H35ZM34 108V109H35ZM38 108V107H37ZM57 108V107H56ZM87 108H89V107H87ZM189 108V107H188ZM26 109V108H25ZM64 109V108H63ZM63 109H62V111H63ZM94 109H96V108H94ZM174 109V108H173ZM190 109H192V108H190ZM22 111L24 110L23 108L21 109ZM27 110V109H26ZM25 110V111H26ZM30 110V109H29ZM41 110V109H40ZM39 110V113L40 112H42V111H40ZM43 110H45L44 108H43ZM53 110V109H52ZM67 111H69L68 110V108L66 109ZM180 110V109H179ZM183 110V109H182ZM186 110H187V108H186ZM54 111H56V110H54ZM78 111V110H77ZM92 111V110H91ZM90 111V112H91ZM99 111V110H98ZM176 111V110H175ZM189 111V110H188ZM203 111H202V113H203ZM8 112V111H7ZM10 112V111H9ZM11 112H13V111H11ZM31 112V111H30ZM35 112V111H34ZM44 112V111H43ZM49 112V111H48ZM63 112H65V111H63ZM89 112V113H90ZM179 112V111H178ZM198 112V113H199ZM22 113V112H21ZM29 113V112H28ZM55 113V112H54ZM53 113V114H54ZM59 113H60V111H59ZM170 113V112H169ZM180 113V112H179ZM178 113V114H179ZM24 114V115H23ZM31 114V113H30ZM42 114V113H41ZM70 114H71V112H70ZM147 114H149L150 116L151 115H153V118H152V116H151V118H147V116H149V115H147ZM182 114V113H181ZM185 114V113H184ZM183 114V115H184ZM189 114H190V112H189ZM204 114V113H203ZM242 114V115H241ZM22 115L25 117V113L23 112L22 113ZM58 115V114H57ZM61 115V114H60ZM146 115V116H145ZM168 115H170V114H168ZM191 115V117L193 118V117H195V116H192V114H190ZM194 115H197V114H194ZM222 115H221V117H222ZM233 115H230V120H232L231 119V116H233ZM8 116H10L11 117V115H8ZM15 116V115H14ZM14 116H12L13 118H14ZM27 116V115H26ZM31 116V115H30ZM30 116H28V119H29V117ZM32 116H34V115H32ZM52 116V115H51ZM64 116L66 117V114H64ZM68 116V115H67ZM89 116V115H88ZM88 116H87V119H88ZM176 116V114L173 116V117H175ZM177 117V116H176ZM190 117V116H189ZM26 118V117H25ZM38 118H40V117H38ZM42 118V117H41ZM57 118V117H56ZM68 118V117H67ZM94 118V117H93ZM100 118H102V119H100ZM172 118V117H171ZM180 118V117H179ZM183 118V117H182ZM181 118V119H182ZM187 118V117H186ZM185 118V119H186ZM203 118V117H202ZM209 118V117H208ZM219 118H220V116H219ZM250 118H251V115H250ZM30 119H32L31 117H30ZM29 119V120H30ZM37 119V118H36ZM92 119V118H91ZM95 119V118H94ZM166 119V118H165ZM193 119H195V118H193ZM198 119V118H197ZM205 119V118H204ZM216 119H218V118H216ZM252 119V118H251ZM11 120V119H10ZM34 120H35V118H34ZM41 120V119H40ZM168 120V119H167ZM166 120V121H167ZM171 120V119H170ZM212 120V119H211ZM221 120V119H220ZM226 120V119H225ZM236 120H238L237 118H236ZM39 121V120H38ZM37 121V122H38ZM57 121H59V120H57ZM165 121V120H164ZM176 120H174V122H175ZM212 121H215V123H217L216 122V120H212ZM211 121V122H212ZM227 121V120H226ZM233 121V120H232ZM232 121H230V123L232 122ZM240 121V120H239ZM238 121V122H239ZM170 122H172V121H170ZM176 122H181V121H176ZM192 122V121H191ZM199 122H202V121H199ZM206 122V121H205ZM219 122V121H218ZM228 122V121H227ZM234 122H235V120H234ZM242 122H245V121H242ZM90 123V122H89ZM88 123V124H89ZM197 123V122H196ZM214 123V124H215ZM229 123V122H228ZM233 123V122H232ZM33 124H34V126L36 127V125L38 124V123H34L33 122ZM39 124H40V121H39ZM182 124V123H181ZM200 124V123H199ZM203 124H205V123H203ZM202 124V125H203ZM218 124H220V123H218ZM240 124V123H239ZM246 124V123H245ZM32 125V124H31ZM30 125V126H31ZM210 125H211V123H210ZM209 125V126H210ZM217 125V124H216ZM215 125V126H216ZM225 126L227 125V124H224ZM229 125V124H228ZM241 125V124H240ZM33 126V125H32ZM33 126V127H34ZM180 126V125H179ZM214 126V125H213ZM218 126V125H217ZM230 126H232L231 124H230ZM96 127V128H97ZM178 127V126H177ZM202 127V126H201ZM245 127V126H244ZM244 127H242V126H237V128H232L231 127V129L233 130V129H238L240 132H241V135H240V133H239V135H240V137L238 138V139H236L234 142H227V141H225L224 140V142L222 143L221 142V144L220 143H218V141H216V138H214L213 136H215L216 134L215 133H213V136H207L206 138H203V137H198L196 140L198 141V143H200V141L201 140H204V141H202V142H205V143H207L208 144V146H209V148H205L206 150L204 151V149H202L204 152H203V158H202V156H201V159H203V160H205V161H207V162H211V163H213L215 166H216V168H220V169H223V170H225L224 172H228L229 174H233V175H243V176H245V175H247V173H245L241 168L239 169V167H238V165L236 164H233L232 162H231V158L229 157H227L228 156V151H230L229 149H231V148H233V149H235L236 151H237V149L239 150V151H242V154H243V152H249L250 154H253L254 153V149H256V148H254V147H256V146H252V144L256 141V143H257V138H256V135H255V130L257 129H260V130H262L261 128H263V130H264V124L263 125H261V126H259V127H257V128H249V129H245ZM32 128V127H31ZM37 128V127H36ZM35 128V129H36ZM87 129H88V127H86ZM93 128H95V127H93ZM178 128H180V127H178ZM181 128L182 129H187L189 132H195L194 131V128H192V126L189 124V123H187L186 125H182L181 126ZM180 128V129H181ZM207 128V127H206ZM205 128V129H206ZM216 128V127H215ZM217 128H219V127H217ZM222 128V127H221ZM248 128V127H247ZM34 129V128H33ZM37 129H39V125H38V128ZM225 129V128H224ZM229 129V128H228ZM231 129H229V130H231ZM23 130H26V128L25 129H23ZM196 130V129H195ZM210 130V129H209ZM232 130H231V132H232ZM256 130V131H257ZM67 131H70V130H67ZM87 131V130H86ZM214 131V130H213ZM237 131V130H236ZM72 132V131H71ZM77 132V131H76ZM83 132V131H82ZM85 132V131H84ZM83 132V133H84ZM91 132V131H90ZM217 132V131H216ZM223 132H224V130H223ZM226 132V131H225ZM35 133V132H34ZM66 133H69V132H66ZM74 133V132H73ZM73 133L71 134V135H73ZM124 133V132H123ZM131 133V132H130ZM197 133V132H196ZM238 133V132H237ZM70 134V133H69ZM79 134H81V133H79ZM135 133H133V135H134ZM149 134L150 133H148V138H149ZM227 134H229V133H227ZM232 134V133H231ZM231 134H229V135H231ZM234 134V133H233ZM27 135V134H26ZM62 135V134H61ZM70 135V136H71ZM76 135H78V133L76 134ZM91 135V134H90ZM97 136H99V134L97 133L96 134ZM96 135H95V137H96ZM132 135V134H131ZM189 135V134H188ZM237 135V134H236ZM238 135V136H239ZM64 136V135H63ZM75 136V135H74ZM81 136H83V135H81ZM87 136H88V134H87ZM125 136H126V133H125ZM185 136V135H184ZM233 136H235V135H232V137ZM60 137V136H59ZM66 137V136H65ZM67 137H69V136H67ZM89 137V136H88ZM114 137H116V136H114ZM118 137V136H117ZM120 137V136H119ZM150 137H152V139H153V136H150ZM155 137V136H154ZM176 137V136H175ZM205 137V136H204ZM222 137V136H221ZM61 138V137H60ZM72 138H74V137H72ZM93 138V137H92ZM143 139H144V137H142ZM148 138H146V139H148ZM225 138V137H224ZM59 139V138H58ZM62 139H64L63 137H62ZM77 139V138H76ZM86 139V138H85ZM101 139V138H100ZM113 139V138H112ZM117 139V138H116ZM123 139V138H122ZM142 139V140H143ZM158 139V140H159ZM229 139V138H228ZM80 140V139H79ZM88 140H90V139H88ZM93 140H95L94 138H93ZM135 140H136V138H135ZM178 140V139H177ZM57 141V142H56ZM54 140L53 142H55V144L56 143H58V145H59V141L58 140ZM65 141V140H64ZM74 142H75V139L73 140ZM84 141V143L86 142L85 140H83ZM97 141V140H96ZM96 141H94L93 143H95ZM140 141V140H139ZM138 141V142H139ZM210 141V142H209ZM222 141V140H221ZM232 141V140H231ZM66 142V141H65ZM69 142V141H68ZM79 142V141H78ZM104 142H107L106 140H104ZM115 142V141H114ZM130 141H128V143H129ZM158 142V141H157ZM76 143H77V140H76ZM117 143V142H116ZM132 143V142H131ZM141 143V142H140ZM182 143V142H181ZM187 143V142H186ZM191 143V142H190ZM210 143V144H209ZM52 144V143H51ZM60 144H62L63 145V143H61L60 142ZM65 144V143H64ZM75 144V143H74ZM106 144V143H105ZM115 144V143H114ZM124 144V143H123ZM122 144V145H123ZM135 144H136V142H135ZM188 144V143H187ZM255 144V143H254ZM258 144V143H257ZM66 145H68V143L66 144ZM73 145V144H72ZM77 146H78V144H76ZM82 145H84V144H82ZM119 145V144H118ZM126 145V144H125ZM142 145V144H141ZM65 146V145H64ZM63 146V149L64 150H66L65 149V147ZM73 146H75V145H73ZM81 146V145H80ZM93 147V146H95V144L94 145H90V147ZM114 146V145H113ZM115 146H117V145H115ZM124 146V145H123ZM140 146V145H139ZM207 146V147H208ZM258 146H261L260 144H258ZM53 147H55V146H53ZM105 147V146H104ZM120 147V146H119ZM128 147V146H127ZM137 147V145L135 146V148ZM143 147V146H142ZM189 146H186V148H188ZM50 148V147H49ZM49 148H47L48 150H49ZM58 148H59V150H60V146H58ZM62 148V147H61ZM75 148H76V146H75ZM80 148V147H79ZM130 148V147H129ZM135 148H133L132 147V149H133V151H134V149ZM178 148V147H177ZM262 148V147H261ZM52 149H54V148H52L51 147V150ZM55 149H57V147L55 148ZM91 149V148H90ZM90 149H88L90 152H88V153H91L92 151L90 150ZM120 149V148H119ZM141 149V148H140ZM172 149V150H173ZM63 150V151H64ZM68 150V149H67ZM78 150V149H77ZM79 150H81V149H79ZM86 150H87V147H86ZM179 150V149H178ZM53 151V150H52ZM132 151V150H131ZM133 151H132V153H133ZM138 151V150H137ZM141 151V150H140ZM168 151V150H167ZM175 151L176 150H174V153H175ZM181 151V150H180ZM68 153V151H65L64 153ZM84 152H87V151H84ZM135 152V151H134ZM168 152H170V151H168ZM171 152H173V151H171ZM257 152H258V150H257ZM261 151H259L258 153H260ZM61 154H62V152H60ZM63 153V154H64ZM71 153V152H70ZM74 153V152H73ZM72 153V154H73ZM82 153V152H81ZM94 153V152H93ZM131 153V154H132ZM140 153V152H139ZM241 153V152H240ZM50 154H52V153H50ZM50 154H47V158L46 159H44L46 162L43 164V167H46L47 168V165L49 164V162H50V160L52 159V160H54V157L53 156H55L54 155V153H53V156L52 155H50ZM80 154V153H79ZM83 154H85V156L87 155V153H83ZM127 154H129V153H127ZM126 154V155H127ZM166 154V155H165ZM178 154V153H177ZM200 154H202V152L200 153ZM249 154V155H250ZM67 154H64L63 156H66ZM93 155V154H92ZM91 155V156H92ZM95 155V154H94ZM173 156L172 157H174L176 154H172ZM10 156V155H9ZM28 156V155H27ZM26 156V157H27ZM59 157H60V159H62V157L60 156V155H58ZM68 156V155H67ZM67 156H66V158H67ZM88 156V155H87ZM90 156V155H89ZM97 156V155H96ZM95 156V157H96ZM129 156V155H128ZM127 156V157H128ZM131 156V155H130ZM136 156V155H135ZM8 157V156H7ZM30 157V156H29ZM33 156H31V158H32ZM56 157V156H55ZM68 157H70V155L68 156ZM79 157V156H78ZM80 157H82V156H80ZM9 158V157H8ZM8 158H5V159H8ZM12 157L10 156V159H11ZM23 158V157H22ZM64 158V157H63ZM97 158V157H96ZM118 158V157H117ZM121 158V157H120ZM120 158H118V159H120ZM132 158V157H131ZM1 159V158H0ZM5 159H3V161L2 162H5L4 160ZM28 159V158H27ZM30 159V158H29ZM26 160V161H30V160ZM84 159V158H83ZM87 159V158H86ZM89 159V158H88ZM105 159V158H104ZM103 159V160H104ZM116 159V158H115ZM123 159V158H122ZM124 159L126 160V161H128L126 158H125V156H124ZM133 159H135L136 160V158H133ZM133 159H130V162H131V167L130 168H132L133 170H134V168H135V166L137 165V167H141L142 165L141 164H139V162L141 163V161H138V159H137V161H138V163H137V161L135 162ZM140 160H141V158H139ZM168 159V160H167ZM44 160H43V162H44ZM63 160V159H62ZM64 160H66V159H64ZM63 160V161H64ZM90 160H91V157H90ZM92 160H93V158H92ZM96 161H98L97 159H95ZM109 160H111V159H109ZM108 159H107V161H109ZM112 160H113V158H112ZM117 160V159H116ZM124 160V161H125ZM167 160V161H166ZM202 160V161H203ZM8 161V160H7ZM14 161V160H13ZM55 161H57L58 162V160L55 158ZM55 161H53V162H55ZM76 161V160H75ZM83 161V160H82ZM134 161V162H133ZM153 161V162H154ZM175 161V160H174ZM183 161V160H182ZM10 162H11V160H10ZM20 163H21V161H19ZM43 162H41V163H43ZM53 162L51 163V164H53ZM59 162H61V160L59 161ZM67 161H64L63 163H66ZM81 162V161H80ZM103 163H104V161H102ZM121 162H122V160H121ZM149 162V163H150ZM157 162V163H158ZM6 163V162H5ZM11 163H13V162H11ZM62 163V162H61ZM62 163V164H63ZM79 162H77V164H78ZM86 163H87V161H86ZM86 163H85V165H86ZM94 163V162H93ZM101 163V162H100ZM100 163H98V164H100ZM111 163H112V161H111ZM110 163V164H111ZM135 163H137V164H135ZM148 163V164H149ZM156 163V162H155ZM210 163V164H211ZM7 164L8 163H6V166H7ZM50 164V165H51ZM56 164V163H55ZM55 164H54V166H55ZM67 164V163H66ZM66 164L63 166V167H67L66 166ZM72 164V163H71ZM74 164V163H73ZM76 164V163H75ZM76 164V165H77ZM80 164V163H79ZM84 164V163H83ZM95 164V163H94ZM94 164H93V166H94ZM106 164V163H105ZM122 164V163H121ZM121 164L119 163V165H120V167H121ZM127 164V163H126ZM139 164V165H138ZM147 164V165H148ZM152 164V163H151ZM168 163H166V165H167ZM3 165H4V163H3ZM46 165V166H45ZM76 165H74V168H75V170H76ZM82 165V164H81ZM88 165V164H87ZM104 165V164H103ZM108 164H106V166H107ZM117 161H114V163H113V167H111V168H113V170L115 169V171L116 170H119L118 168H119V166H118V168H117ZM129 165V164H128ZM128 165H126V168H127V166ZM141 165V166H140ZM145 165V164H144ZM157 165V164H156ZM172 165H173V163H172ZM36 166V165H35ZM39 166L40 165H38V169H39ZM42 166V165H41ZM52 166V165H51ZM56 166H59L58 164H56ZM55 166V167H56ZM70 166V165H69ZM68 166V167H69ZM112 166V165H111ZM150 166V167H149ZM148 166V168H146L145 166L143 167L144 169V171H149V173H150V176H153V177H151V179H153L155 176L154 175H156V174H160V175H162V174H164L163 173V170H162V168L163 167H161V169H160V167H159V165H157V166H155V164H153V166L154 167H151V165H149ZM163 166V165H162ZM182 166H183V164H182ZM9 167H10V165H9ZM8 167V168H9ZM43 167H41L42 169H43ZM49 167V166H48ZM67 167V168H68ZM83 167H84V165H83ZM83 167H81V168H83ZM88 167V169H90L89 168V166H87ZM97 167H98V165H97ZM107 167H109L110 168V166L108 165ZM134 167V168H133ZM167 167H169L168 165H167ZM179 167V166H178ZM183 167H185V166H183ZM20 168V167H19ZM40 168V169H41ZM95 168V167H94ZM109 168H107V170L109 169ZM122 168H124L123 167V165H122ZM121 168V169H122ZM146 168V169H145ZM180 168V167H179ZM3 169H7V168H4L3 167ZM15 169H17V168H15ZM34 169V168H33ZM32 169V170H33ZM40 169L39 170H37V168H36V170L37 171H39L40 172ZM45 169V168H44ZM49 169H51L50 167L48 168V170ZM54 169H62L61 168V166H60V168L58 167V168H54ZM69 169V168H68ZM72 168H70V170H71ZM93 169V168H92ZM91 169V170H92ZM95 169H97V168H95ZM99 169V168H98ZM137 169V168H136ZM168 168H166V170H167ZM169 169H170V167H169ZM168 169V170H169ZM10 170V169H9ZM11 170H12V166H11ZM51 170H53V169H51ZM62 170H64V169H62ZM74 170V169H73ZM72 170V171H73ZM90 170V171H91ZM94 170V169H93ZM93 170L91 171V172H93ZM103 170V169H102ZM105 170V169H104ZM110 170V169H109ZM124 169H122L121 171L124 173V171H126V170H124ZM128 170H130V172L131 171H133V170H131V169H128ZM164 170H165V168H164ZM181 170V169H180ZM184 170V169H183ZM183 170H182V172H183ZM217 170V169H216ZM35 171V170H34ZM42 171H44V174H46L45 173V170H42ZM50 171V170H49ZM48 171V172H49ZM60 171V172H59ZM89 171V172H90ZM95 171V170H94ZM96 171H98V170H96ZM100 171V170H99ZM115 171H114V173H115ZM120 171V170H119ZM119 171H118V173H119ZM120 171V172H121ZM161 173H160V172ZM9 172V171H8ZM24 172V174H27V173H25V171H23ZM22 172V173H23ZM27 172V171H26ZM47 172V171H46ZM48 172H47V174H48ZM57 172V171H56ZM77 172H78V170H77ZM85 172V171H84ZM87 172V171H86ZM108 172V171H107ZM106 172V173H107ZM164 172H166V171H164ZM181 172V171H180ZM4 173H6L5 171H4ZM16 173V171L14 172V175H17V173ZM35 173V172H34ZM41 173V172H40ZM57 173H61V170H58V172ZM67 173V172H66ZM74 173V172H73ZM76 173V172H75ZM80 173V172H79ZM78 173V174H79ZM95 173V172H94ZM101 173H102V171H101ZM109 173V172H108ZM114 173H110V175H114V176H120V174H118V175H116V174H114ZM173 173V172H172ZM171 173V174H172ZM43 174V173H42ZM43 174V175H44ZM51 174V173H50ZM49 174V177L50 176H54V175H50ZM67 174H70V172H68ZM78 174H75V176L77 177V175ZM84 174V173H83ZM82 174V175H83ZM100 174V173H99ZM98 174V175H99ZM104 174V173H103ZM127 174H128V171H127ZM147 174H148V172H147ZM23 175V174H22ZM33 175V174H32ZM38 175V174H37ZM41 175V174H40ZM59 175H64L63 173L62 174H59ZM70 175H72V174H70ZM85 175V174H84ZM90 175L92 176V174L90 173ZM90 175L88 174V176L89 177H86V178H84V179H88V178H90ZM123 175V174H122ZM187 175V174H186ZM185 175V176H186ZM18 176H19V174H18ZM46 176V175H45ZM65 176V175H64ZM74 176V177H75ZM85 176H87V175H85ZM94 176H95V174H94ZM101 176V175H100ZM109 176V175H108ZM249 176V175H248ZM25 177H27L26 175H25ZM33 177H34V175H33ZM66 177V176H65ZM96 178H99V177H97V176H95ZM124 177V176H123ZM168 177V176H167ZM175 177H176V175H175ZM242 177V176H241ZM9 178V177H8ZM18 178V177H17ZM34 178H36V177H34ZM38 178V177H37ZM59 178H60V176H59ZM78 178V177H77ZM82 178V177H81ZM95 178V179H96ZM102 178H103V175H102ZM101 177L99 178V179H101L102 181L104 180V179H102ZM133 178V177H132ZM168 178H170V177H168ZM167 178V179H168ZM3 179V178H2ZM23 179V177H21V179L20 180H22ZM27 179V178H26ZM44 179V178H43ZM57 179H58V177H57ZM99 179H96L97 181H99L100 182V180ZM184 179H186L185 177H184ZM10 180V179H9ZM23 180H25V178L23 179ZM44 180H47V179H44ZM42 181V183H41V185L45 182V183H47L46 181ZM69 181H70V179H68ZM68 180H66V181H68ZM81 179H80V177H79V181H80ZM92 179H90V180H86V181H91ZM95 180V181H96ZM105 180H108V178H105ZM169 180V179H168ZM171 180H173V179H171ZM187 180V179H186ZM41 181V180H40ZM56 181V180H55ZM55 181H53V182H55ZM59 181H62V179H60ZM72 181H74V180H72ZM83 181V180H82ZM94 180H92V182H93ZM102 181L100 182V183H102ZM109 181V180H108ZM107 181V183H106V181H103L104 182V184H102V185H104L105 186V184H109L110 182H108ZM192 181V182H191ZM191 181H187L188 182V185L191 187V185H192V183L194 182L193 180H191ZM24 182V181H23ZM36 182V181H35ZM98 182V183H99ZM149 182V181H148ZM170 182V181H169ZM175 182V181H174ZM203 181H201V183H202ZM205 182H207L208 183V181H205ZM2 183V182H1ZM4 183V182H3ZM2 183V184H3ZM21 183H22V181H21ZM44 183V184H45ZM49 183V182H48ZM50 183L52 184V182L50 181ZM63 183H65V182H63ZM62 183V184H63ZM84 183V182H83ZM96 183V182H95ZM99 183V184H100ZM171 184H168V185H170V191H171V193L169 192V195L172 197V199H175L177 196H175L176 194H174L175 193V190L173 191V188L174 187H178V185L176 186V183L174 184L173 183V181H171L170 182ZM180 183V182H179ZM182 183V182H181ZM191 183V184H190ZM195 183H196V181H195ZM194 183V184H195ZM24 183H22V185H23ZM57 184V183H56ZM61 184V183H60ZM69 184H70V182H69ZM73 184H77V180H76V183H75V181H74V183H72V185ZM78 184H80V183H78ZM120 184V183H119ZM178 184V183H177ZM1 185V184H0ZM18 185H20V184H18ZM33 186H34V184H32ZM59 185V184H58ZM57 185V186H58ZM84 185H86L85 183L83 184V186ZM92 185V184H91ZM95 185V184H94ZM101 185V184H100ZM111 185V184H110ZM112 185H114V184H112ZM111 185V186H112ZM183 185V184H182ZM188 185H187V187H188ZM205 185H206V183L204 184V188H205ZM15 186H17V185H15ZM44 185H42V187H43ZM55 185L53 184V187H54ZM56 186V187H57ZM62 186H64V185H62ZM71 186V185H70ZM70 186L68 187V189L70 188ZM75 186V185H74ZM79 186V185H78ZM77 185H76V187H78ZM80 186H82V185H80ZM90 186V185H89ZM88 186V187H89ZM99 185H97V188H100V186L98 187ZM103 186V187H104ZM106 186H109V185H106ZM110 186V187H111ZM180 186V185H179ZM185 186V185H184ZM196 186V185H195ZM207 186L210 188V186L207 184ZM22 187V186H21ZM35 187H37V186H34V192L31 190V192L32 193H35V190H36V188ZM41 187V188H42ZM45 187V186H44ZM48 187H49V190L50 191H48V190H46V189H44V188H42L43 190L42 191H44V190H46V192L45 193H47V192H49V193H51L52 191H51V187L52 186H50V185H48ZM48 187H45V188H48ZM52 187V188H53ZM84 187H87V186H84ZM91 187H93V186H91ZM90 187V188H91ZM113 187V186H112ZM112 187L111 188H107L106 190H108V189H110V190H112ZM192 187H193V185H192ZM192 187H191V189H192ZM207 187V188H208ZM41 188H39V189H41ZM64 188V187H63ZM65 188H67V187H65ZM81 187H79V189H80ZM94 188V187H93ZM96 188V187H95ZM106 188V187H105ZM104 188V189H105ZM186 188V187H185ZM184 188V189H185ZM189 188V187H188ZM201 188V187H200ZM38 189V192L41 194V192H40V190ZM56 189H58V188H56ZM61 189V188H60ZM73 189V188H72ZM77 189V188H76ZM78 189V190H79ZM83 190H85L84 188H82ZM92 189V188H91ZM90 189V190H91ZM103 189V188H102ZM104 189H103V191H104ZM168 189V190H169ZM175 189V188H174ZM182 189H183V187H182ZM190 189V190H191ZM194 189V188H193ZM29 190H30V188H29ZM82 190V191H83ZM87 191H88V188L86 189ZM93 190V189H92ZM96 190V189H95ZM164 190V189H163ZM162 190V191H163ZM168 190H167V187H166V190H165V192H168ZM179 190H180V195H183V194H185L184 192H185V190H183V191H181V189L179 188ZM187 190V189H186ZM206 190V189H205ZM37 191V190H36ZM54 191V190H53ZM58 191H60V193H61V190H58ZM69 191V190H68ZM80 191H81V189H80ZM81 191V192H82ZM86 191V192H87ZM101 190L99 189V192H100ZM103 191H102V193H103ZM113 191H115L116 192V190H113ZM188 191V190H187ZM37 192V193H38ZM65 192V191H64ZM98 192V191H97ZM104 192H108V191H104ZM110 192V195L113 193H111V191H109ZM114 192V193H115ZM27 193H29V192H27ZM53 193V192H52ZM54 193H56V196L58 195L57 194V191L55 190V192ZM73 193H74V195H75V192H74V190H73ZM77 193V192H76ZM80 193V192H79ZM82 193H84V192H82ZM82 193H80V194H82ZM88 193V192H87ZM87 193H84V194H87ZM95 193V192H94ZM94 193H91V194H93L94 195ZM192 193V192H191ZM62 194H63V191H62ZM67 194H68V192H67ZM71 194V193H70ZM90 194V195H91ZM98 194V193H97ZM97 194H95L96 196H97ZM99 194H101V193H99ZM98 194V195H99ZM108 194V193H107ZM107 194H105V195H107ZM161 194H163V193H161ZM178 194V196H180ZM28 194H26V196H27ZM31 195H33V194H31ZM45 194H42V196L40 195V197L38 196V195H35L36 197L38 196V202L40 203V202H42V201H46L45 200V197H48V196H44ZM51 195V197H52V194H50ZM55 195V194H54ZM64 195H65V193H64ZM73 195V194H72ZM105 195H104V197H105ZM186 195V194H185ZM194 195V194H193ZM62 196V195H61ZM67 196V195H66ZM78 196V195H77ZM85 196V195H84ZM88 196H89V193H88ZM92 196V195H91ZM90 196V197H91ZM96 196H94V197H96ZM108 196V195H107ZM112 196H113V194H112ZM112 196H110V197H112ZM192 196V195H191ZM29 197V196H28ZM60 197V195L59 196H57V198H59ZM65 197V196H64ZM74 197V196H73ZM72 197V198H73ZM81 197H82V195H81ZM93 197V196H92ZM99 197V196H98ZM98 197H96V198H98ZM102 197H103V195H102ZM183 197V196H182ZM186 197L187 198H185V200L187 199V200H189V202L191 201L190 199L192 198H189L188 199V197H190V195L188 194V195H186ZM19 198H20V196H19ZM27 198V197H26ZM31 198V202H32V198H35V197H29V199ZM50 198V197H49ZM62 198V197H61ZM61 198H60V200H61ZM66 198V197H65ZM62 199L61 201H69V199L68 200H66V199ZM68 198H71L70 197V195H69V197ZM79 198V196L77 197V199ZM86 198V197H85ZM95 198V199H96ZM100 198V197H99ZM99 198H98V201H100L99 200ZM106 198V197H105ZM108 198V197H107ZM114 198V197H113ZM112 198V199H113ZM193 198H195V195H194V197ZM192 198V200H194ZM28 199V200H29ZM83 199H84V197H83ZM82 199V200H83ZM94 199V200H95ZM109 199V198H108ZM115 199L116 200H120V199H118V198H116L115 197ZM182 199H184V198H182ZM20 200H21V198H20ZM28 200H27V202H28ZM36 200V201H37ZM73 199H71V201H72ZM74 200H76V199H74ZM82 200L80 199V201L82 202ZM86 200H90L89 198H87ZM101 200H105V199H101ZM114 200V199H113ZM156 200H159V199H156ZM22 201V200H21ZM24 201V200H23ZM49 201V200H48ZM53 201H56V197H55V200H53ZM52 201V202H53ZM58 201H59V199H58ZM60 201V203L61 204H63V203H65V201L64 202H61ZM70 201V202H71ZM77 201H79V199L77 200ZM76 201V202H77ZM110 201V203H111V200H109ZM182 201H184V200H181V202ZM195 201V200H194ZM197 201V200H196ZM7 202H9V201H7ZM6 202V204H9V203H7ZM69 202V203H70ZM90 202H92V200L90 201ZM89 202V203H90ZM94 202V201H93ZM102 202H106V200L105 201H102ZM113 202H115V200L113 201ZM158 202V201H157ZM160 202V201H159ZM188 202V204H190ZM24 203H25V201H24ZM38 203V204H39ZM43 203V202H42ZM49 203H51V201H49ZM56 202H54V204H55ZM67 203V202H66ZM66 203L63 205V206H65L66 205ZM73 203H75V202H73ZM78 203V202H77ZM85 203V202H84ZM89 203H87L88 205H89ZM96 203H97V201H96ZM100 203V202H99ZM109 203V204H110ZM117 203V202H116ZM183 203V202H182ZM186 203V202H185ZM11 204V203H10ZM25 204H27V203H25ZM29 204H30V202H29ZM33 204H36L35 202L33 203L32 202V204L31 205H33ZM38 204H37V206H38ZM44 204H45V202H44ZM44 204H43V206H42V208L43 207H45L46 208V206H44ZM53 204V206L55 207V205H58V203L57 204H55L54 205ZM60 204V205H61ZM71 204V203H70ZM82 204V203H81ZM94 204H95V202H94ZM98 204V203H97ZM107 204V202L105 203V205ZM113 204V203H112ZM115 204V203H114ZM21 205V204H20ZM68 205V204H67ZM66 205V206H67ZM72 205V204H71ZM75 205H77V204H75ZM74 205V206H75ZM83 205V204H82ZM91 205H93V204H91ZM105 205H103L104 207L103 208H101V209H104L105 208ZM108 205V204H107ZM111 205V204H110ZM116 206H117V204H115ZM4 206H5V204H4ZM9 206H11L12 207V204L11 205H9ZM13 206H14V204H13ZM29 206V205H28ZM27 206V207H28ZM36 206V207H37ZM50 206V205H49ZM48 206V207H49ZM51 206H52V204H51ZM59 206V205H58ZM58 206L56 207V209L58 208ZM78 206V205H77ZM79 206H80V204H79ZM78 206V207H79ZM87 206V205H86ZM94 206V205H93ZM100 206H102V204L100 205ZM112 206V205H111ZM109 207V209L110 208H112V207ZM114 206V205H113ZM200 206V205H199ZM16 207V206H15ZM23 207H26L25 205L23 206ZM26 207V209H28ZM34 207V206H33ZM60 207V206H59ZM68 207V206H67ZM71 207V206H70ZM77 207V208H78ZM81 207H83V206H81ZM80 207V208H81ZM85 207V206H84ZM99 207V206H98ZM97 207V205H96V208L98 209V211L100 212L101 210H100V207L98 208ZM107 207V206H106ZM107 207V208H108ZM130 207V206H129ZM17 208V207H16ZM15 208V209H16ZM29 208H31V206L29 207ZM44 208V209H45ZM49 208H51V207H49ZM53 208V207H52ZM62 208V207H61ZM64 209H65V207H63ZM74 208H76V206L74 207ZM94 208V207H93ZM95 208V209H96ZM107 208H105L106 210H107ZM114 209H115V207H113ZM113 208H112V210H113ZM205 208V207H204ZM9 209V208H8ZM11 209V208H10ZM13 209V208H12ZM12 209H11V211H12ZM19 209V208H18ZM35 209V208H34ZM40 208H38V209H36L37 211L39 210ZM55 209V208H54ZM66 209H68V208H66ZM73 209V208H72ZM83 209V208H82ZM81 209V210H82ZM85 209V208H84ZM88 209V208H87ZM118 209V208H117ZM117 209L114 211V212H116L117 211ZM129 209V208H128ZM127 209V210H128ZM202 209V208H201ZM31 210L33 211V208H31ZM47 210H48V208H47ZM61 210V211H60ZM70 210V212H71V209L69 208L68 209V211ZM92 210V209H91ZM91 210L89 209V211L91 212ZM111 210V209H110ZM109 210V211H110ZM111 210V211H112ZM121 210V209H120ZM120 210H119V212H120ZM130 210V209H129ZM10 211V212H11ZM16 211V210H15ZM15 211H13V212H15ZM22 211V209L19 211V213ZM25 211V210H24ZM24 211H22V215H23V213H26V212H24ZM30 211V210H29ZM40 211V210H39ZM42 211V210H41ZM40 211V212H41ZM51 211V210H50ZM50 211H48V212H50ZM54 211V210H53ZM58 211H60L61 213H62V209H60L59 208V210ZM64 211H66V210H64ZM76 211V210H75ZM75 211H73V213L75 212ZM78 211V210H77ZM76 211V212H77ZM83 211V210H82ZM82 211H80V212H82ZM94 211V210H93ZM103 211V210H102ZM122 211V210H121ZM208 211V210H207ZM4 212V211H3ZM12 212V213H13ZM34 212H36L35 210H34ZM33 212V213H34ZM40 212H39V214H40ZM43 212H44V214H47V213H45V210L44 211H42V216L40 215V217L39 218H41V220H43V221H39V223H41L42 222V225L44 224V223H51L52 222V220H53V217H50L49 215L51 214L52 216H54V214H59V212L58 213H54V214H52V212H50V214L48 215L49 217H45L44 215H43ZM47 212V211H46ZM55 212V211H54ZM57 212V211H56ZM67 212V211H66ZM75 212V213H76ZM98 212V213H99ZM123 212V211H122ZM127 212V211H126ZM126 212H124L125 213V215L126 216H131L129 213V211H128V215L126 214ZM201 212V211H200ZM31 213V211L30 212H28V214H30ZM60 213V214H61ZM69 213V212H68ZM83 213L85 214V212L83 211ZM93 213L95 214V215H97L96 213V211L95 212H92L91 214L93 215ZM102 214H103V212H101ZM106 213V212H105ZM117 214H118V212H116ZM115 213V214H116ZM5 215H6V213H4ZM3 214V215H4ZM10 215H11V213H9ZM14 214V213H13ZM15 214H17V212L15 213ZM36 214V213H35ZM34 214V216H39V214H36L35 215ZM63 214H64V212H63ZM70 214V213H69ZM72 214V213H71ZM82 214V213H81ZM80 213L78 214H72V216L74 215L75 216V220L73 221V219H71V221H73V222H71V224L72 223H74L75 225H80V224H82V223H84L85 222V220H86V218H85V215L84 214H82L81 215ZM87 214H90V213H87ZM107 214V213H106ZM111 214L113 215L114 213H112L111 212ZM120 214H121V212H120ZM119 214V215H120ZM7 215H8V213H7ZM9 215V216H10ZM25 215V214H24ZM95 215H93V216H95ZM108 215H110V213L108 214ZM111 215V216H112ZM205 215V214H204ZM8 216V217H9ZM12 216V215H11ZM10 216V217H11ZM17 216V215H16ZM20 216H21V214H20ZM20 216H18V219H19V217ZM33 216V215H32ZM62 216V215H61ZM69 216V215H68ZM67 216V217H68ZM92 216V217H93ZM101 215L99 214L98 215V217H100ZM103 217L100 219V220H98L97 218V221H100L99 223H97L96 221V223L97 224H99V225H97V227H99V229H102V228H104V227H106L107 228V231H109L110 233L109 234H111V237H112V240L114 239V241L112 242V243H117V241H115V240H117L116 238H114L115 236V234H114V232L112 231V230H108V227H114V223L112 222L113 220V218H111V217H107L106 215V217L104 216V214L102 215ZM117 216V215H116ZM116 216H115V218H116ZM121 216H122V214H121ZM129 216H128V218H129ZM206 216V215H205ZM208 216V215H207ZM206 216V217H207ZM13 217H15V216H13ZM21 217H23V216H21ZM45 217V218H44ZM65 218H66V216H64ZM63 217V218H64ZM70 217V216H69ZM69 217H68V220H69ZM91 217V218H92ZM95 217H97V216H95ZM208 217H210V216H208ZM207 217V218H208ZM2 218V217H1ZM4 218V217H3ZM6 218H7V216H6ZM16 218V217H15ZM44 218V219H43ZM55 218V217H54ZM59 218H60V215H59ZM64 218V219H65ZM73 218V217H72ZM123 218H124V214H123V216H122V222H123ZM127 218V219H128ZM132 218H135V217H133L132 216ZM205 218V217H204ZM14 219V218H13ZM12 219V220H13ZM35 219V218H34ZM88 221L90 222V219H89V216H88ZM116 219H118V217L116 218ZM125 219V218H124ZM127 219H126V221H127ZM130 219H131V217H130ZM168 219H171V218H168ZM209 219V218H208ZM9 220H11V219H9ZM11 220V221H12ZM15 220H17V219H15ZM14 220V221H15ZM36 220H37V218H36ZM39 220V219H38ZM56 220H57V218H56ZM56 220H55V222H56ZM61 221V219H58V221ZM93 220V219H92ZM119 220V219H118ZM121 220V219H120ZM203 220V219H202ZM207 220V219H206ZM210 220V219H209ZM212 220V219H211ZM215 220V219H214ZM2 221V220H1ZM5 221V222H4ZM6 221H7V219H3V222L5 223V225H6ZM35 221V220H34ZM59 221V222H60ZM65 221V220H64ZM87 221V220H86ZM117 221V220H116ZM125 221V220H124ZM136 221V220H135ZM169 221H171V220H169ZM193 221V220H192ZM2 222V223H3ZM38 222V221H37ZM53 222H54V220H53ZM52 222V223H53ZM62 222V221H61ZM66 223H67V219H66V221H65ZM64 222V223H65ZM112 222V224H110ZM121 222V221H120ZM134 222V221H133ZM172 222V221H171ZM170 222V223H171ZM174 222H175V220H174ZM211 222V221H210ZM214 222V221H213ZM213 222H211V224L213 223ZM9 223V222H8ZM11 223L13 224V222H10L9 223V225H11ZM52 223H51V225H49V226H52ZM65 223V224H66ZM88 223V222H87ZM90 223H92V222H90ZM116 223V222H115ZM168 223V222H167ZM201 223V222H200ZM18 224V223H17ZM27 224V223H26ZM54 224V223H53ZM56 224H58L57 222H56ZM55 224V225H56ZM70 224V225H71ZM74 224H72V225H74ZM118 224V223H117ZM123 224V223H122ZM126 224V223H125ZM133 224V223H132ZM187 224V223H186ZM191 224V223H190ZM195 224V223H194ZM206 224V223H205ZM210 224V223H209ZM3 225V224H2ZM1 225V226H2ZM8 225V224H7ZM7 225L5 226V227H7ZM15 225H16V223H15ZM15 225L13 226V227H15ZM45 225V224H44ZM48 225V224H47ZM46 225V226H47ZM62 225V224H61ZM64 225V224H63ZM62 225V226H63ZM68 225V224H67ZM69 225V226H70ZM86 225V224H85ZM88 225H90L89 223H88ZM92 225H93V223H92ZM96 225V224H95ZM110 225V226H109ZM130 225V224H129ZM134 225V224H133ZM177 225V224H176ZM31 226V225H30ZM34 226V225H33ZM38 226H40L41 227V225H38ZM38 226H36V228L38 229V230H34L33 229V232L31 231V234L29 235V234H26V232L24 233V235H21V237H20V240L18 241L17 239H16V237H15V235L13 234V232L11 233V232H9V231H7V229H13L12 228V226H9L10 228H6V231L5 230H2L0 233L2 234V235H0V238H3L4 240L6 239V241H8L7 239H9V241L8 242H10V240L12 239V240H14V238H15V240H16V246L18 247H15L14 249H16V250H14L15 252H14V260H16V264H32L33 262H32V260L29 258L28 259V261H26V255H27V253H28V251H29V247H31V245L33 244V245H35L34 247L35 248H37V249H42V251L40 250V253H38L37 251V253L40 255L41 254V257L43 256L44 258H42L41 259V261L39 262V264H80V262H82V261H87V263L89 264V261L90 260H93L92 262H90L91 264L92 263H94L95 261H94V258H95V260H97V261H101V262H103V264L105 263V262H108L107 264H110V263H112V262H110L109 261V257H110V255H109V250H107V255L105 254L104 255V253H103V255L101 254L100 255V253H101V246L103 247V245H101V243H99L98 245H101L100 246V253L98 254V250H97V248H98V246H95L94 244H95V240L98 238L99 239V237L98 236H96V234H95V232L94 233H91V232H84V233H80V232H78V234H76V232L74 231V230H72V228H70V232L68 233V236L69 237H67L68 238V240H67V242L65 241H63V239H62V241L65 243V245H66V247H67V245H70L69 247H71L70 248V251H69V253L70 254H68V250H63V249H61V251L59 250L58 252H62L63 253V251H64V253L65 254H63L64 256H60L59 254H58V252H57V254L59 255H55V253H54V251H52V250H54V249H56V248H52L55 244H54V242L52 241L51 243H53V244H51L50 243V241H47V238L48 237H46L45 236V234L44 233H46V231H47V229H44L46 226H44V228H39ZM115 226H117V225H115ZM201 226H203V225H201ZM211 226V225H210ZM17 227V226H16ZM61 226H59V227H57V228H60ZM64 228H65V226H63ZM62 227V228H63ZM68 227V226H67ZM93 227V226H92ZM200 227V226H199ZM199 227H197V228H199ZM29 228V227H28ZM32 228V227H31ZM30 228V229H31ZM35 228V227H34ZM54 228V227H53ZM52 227H51V229L52 230H55V229H53ZM56 228V227H55ZM106 228H104V229H106ZM116 227H114V229H115ZM180 228V227H179ZM196 228V227H195ZM195 228H193V229H195ZM196 228V229H197ZM202 228V227H201ZM210 227H208V229H209ZM213 228V227H212ZM1 229H2V227H1ZM0 229V230H1ZM5 229V228H4ZM19 229V228H18ZM74 229V228H73ZM80 229V231H81V228H79ZM87 229V228H86ZM96 229H98V228H96ZM118 229H120V228H118ZM203 229V228H202ZM202 229H200V230H202ZM205 229H207V227H205ZM10 230V231H11ZM14 230H15V228H14ZM52 230H49L48 229V231H50V233H51V231ZM56 230H59V229H56ZM60 230H61V228H60ZM59 230V231H60ZM198 230V229H197ZM212 230V229H211ZM214 230V229H213ZM58 231V232H59ZM86 231V230H85ZM103 231H105V230H103ZM196 231V230H195ZM195 231H193V232H195ZM199 231V230H198ZM204 231V230H203ZM206 231V230H205ZM208 231V230H207ZM56 232V231H55ZM65 232V231H64ZM126 232V231H125ZM14 233H17L16 232V230H15V232ZM53 234H54V231L52 232ZM204 233V232H203ZM210 233V232H209ZM214 233V232H213ZM216 233V232H215ZM19 234V233H18ZM46 234H48V232L46 233ZM95 234V235H94ZM98 234V233H97ZM137 234V233H136ZM195 234V233H194ZM205 234V233H204ZM212 234V233H211ZM20 235V234H19ZM43 235L45 236V237H43ZM59 235V234H58ZM196 235V234H195ZM194 235V236H195ZM203 235V234H202ZM206 235V234H205ZM17 236V235H16ZM48 236L50 237V235L48 234ZM55 236V235H54ZM57 236V235H56ZM65 236V235H64ZM208 236V235H207ZM211 236V235H210ZM209 236V237H210ZM212 236H214V235H212ZM218 236V235H217ZM18 237V236H17ZM110 237V238H111ZM193 237V236H192ZM205 237V236H204ZM216 237V236H215ZM11 238V239H10ZM43 238H45L46 239V241L45 240H43ZM54 238H56V237H54ZM53 238V239H54ZM66 238V239H67ZM138 238V237H137ZM213 239H214V237H212ZM211 238V239H212ZM18 239H19V237H18ZM192 240H194V241H196V244L195 245H197L196 246V248H198V246H199V248H201L203 251L202 252H204V251H206L207 252V256H208V254H210L207 250H215V251H217L218 249L217 248H220V244H221V241H220V244L218 245V244H216L215 242H213V240L211 241H209V240H200L199 239V237L198 238H191ZM202 239V238H201ZM205 239V238H204ZM207 239V238H206ZM49 240H51L50 238H49ZM65 240V239H64ZM101 240V239H100ZM99 240V241H100ZM111 240V239H110ZM109 240V241H110ZM224 240V239H223ZM1 241V240H0ZM98 241V240H97ZM96 241V242H97ZM142 241V240H141ZM2 242V241H1ZM12 242V241H11ZM17 242H19L20 244H18ZM102 242H105V241H102ZM120 242V241H119ZM122 242V241H121ZM227 242V241H226ZM61 243V242H60ZM111 243V242H110ZM114 243V244H115ZM223 243V242H222ZM1 244V243H0ZM97 244V243H96ZM127 244V243H126ZM223 244H225V243H223ZM229 244H231L230 242H229ZM235 244V243H234ZM4 245V244H3ZM30 245V246H29ZM32 245V246H33ZM62 245H64L63 243H62ZM65 245H64V247H65ZM118 245V244H117ZM116 245V246H117ZM124 245V244H123ZM194 245V246H195ZM222 245V244H221ZM228 245V244H227ZM29 246V247H28ZM105 246V245H104ZM108 245H107V243H106V247H107ZM112 246V245H111ZM111 246H109V247H111ZM116 246L115 247H113L112 246V249L114 248H116ZM223 246V245H222ZM231 246V245H230ZM43 247V248H42ZM61 248H62V246H60ZM63 247V248H64ZM65 247V248H66ZM105 247V249H107ZM34 248V249H35ZM139 248V247H138ZM193 248V247H192ZM198 248V249H199ZM224 248V247H223ZM222 247H221V249H223ZM229 248V247H228ZM232 248V247H231ZM236 248H237V246H236ZM8 249V248H7ZM32 249H33V247H32ZM60 249V248H59ZM66 249H68V248H66ZM103 249H104V247H103ZM102 249V250H103ZM105 249H104V251H105ZM108 249H111V248H108ZM114 249H113V252H112V250L110 251V252H112L113 254H114V256H116V253H115V251H114ZM117 249V248H116ZM121 249V248H120ZM259 249V248H258ZM5 250V249H4ZM9 250V249H8ZM31 250V249H30ZM118 250H119V247H118ZM117 250V251H118ZM195 250V249H194ZM225 250V248L223 249V251ZM227 250V249H226ZM231 250H233V249H231ZM230 250V251H231ZM244 250V249H243ZM39 251V250H38ZM128 251V250H127ZM178 251V250H177ZM180 251V250H179ZM199 251V250H198ZM223 251H222V253H223ZM33 252V251H32ZM56 252V251H55ZM66 252H67V254L68 255H66ZM122 252H124V251H122ZM162 252H164V251H162ZM200 252H201V250H200ZM220 252H221V250H220ZM220 252L219 251H217V253H219L220 254ZM234 250L231 252L233 255H234V253L235 252H238L237 250L234 252ZM36 253V254H37ZM141 253V252H140ZM145 253V252H144ZM180 253V252H179ZM221 253V254H222ZM226 254L227 253H229L228 252V250H227V252H225ZM224 253V254H225ZM248 253H249V251H248ZM33 254H34V252H33ZM61 254V253H60ZM98 256H97V255ZM148 254V253H147ZM214 254H215V252H214ZM223 254V255H224ZM263 254V253H262ZM119 255V254H118ZM117 255V257H115L116 258V260H117V258L119 257L120 258V256H118ZM123 255V254H122ZM166 255H168V254H166ZM173 255V254H172ZM193 255V254H192ZM197 255V254H196ZM211 255V254H210ZM229 256H233V255H230V253L228 254ZM238 255V254H237ZM31 256V255H30ZM34 256H35V254H34ZM38 256V255H37ZM206 256V257H207ZM221 256V255H220ZM225 256V255H224ZM240 256V255H239ZM1 257V256H0ZM4 257V256H3ZM134 257V256H133ZM145 257V256H144ZM167 257V256H166ZM169 257V256H168ZM195 257V256H194ZM210 257V256H209ZM234 257H236V254H235V256ZM241 257V256H240ZM240 257L238 258V261H239V259H240ZM245 256H243V258H244ZM258 257V256H257ZM36 258V257H35ZM38 258V257H37ZM118 258V259H119ZM124 258L125 257H123V259H122V257H121V259L124 261ZM197 258V257H196ZM211 258V257H210ZM214 258V257H213ZM213 258H211V259H213ZM218 257H216V258H214V259H217ZM221 261H222V264L224 263V259H226V258H224L223 256H221ZM228 258V257H227ZM231 259H232V257H230ZM229 258V259H230ZM242 257H241V259H243ZM120 259V260H121ZM126 259H127V261H128V258H125V263H123V261H122V264H127L126 263ZM143 259V258H142ZM163 258H161V260H162ZM179 259V258H178ZM220 259V258H219ZM236 259V258H235ZM252 259V258H251ZM53 260H54V262H53ZM111 260V259H110ZM113 260V262L114 261H116L115 259H112ZM130 260V263L129 264H131V259H129ZM140 260V259H139ZM249 260V259H248ZM39 261V260H38ZM56 261V262H55ZM96 261V262H97ZM118 261V260H117ZM212 261V260H211ZM221 261H219V262H221ZM238 261H236V262H238ZM243 262L244 263V261L243 260H240V262ZM251 261V260H250ZM1 262V261H0ZM85 262H84V264H85ZM95 262V263H96ZM100 262V263H101ZM110 262V263H109ZM119 262V264H121V262L120 261H118ZM129 262V261H128ZM137 262V261H136ZM143 262H145V261H143ZM150 262V261H149ZM235 262V263H236ZM242 262H241V264H242ZM86 263V264H87ZM94 263V264H95ZM116 263V262H115ZM209 263V262H208ZM8 264V263H7ZM36 264H37V262H36ZM83 264V263H82ZM99 264V263H98ZM102 264V263H101ZM113 264V263H112ZM145 264V263H144ZM161 264V263H160ZM238 264V263H237ZM253 264V263H252Z\"/></svg>", "mask_w": 264, "mask_h": 264}]
</instances>
